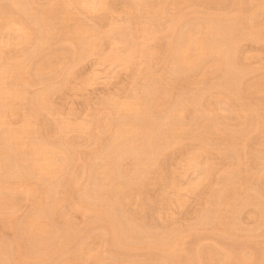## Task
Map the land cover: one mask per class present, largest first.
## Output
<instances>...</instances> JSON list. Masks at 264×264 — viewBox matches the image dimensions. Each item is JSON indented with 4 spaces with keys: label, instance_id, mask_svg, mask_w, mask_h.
<instances>
[{
    "label": "rangeland",
    "instance_id": "obj_1",
    "mask_svg": "<svg viewBox=\"0 0 264 264\" xmlns=\"http://www.w3.org/2000/svg\"><path fill=\"white\" fill-rule=\"evenodd\" d=\"M21 1H22L23 6H25L24 4H26V6H25L26 10H27L26 13H23L18 8L13 7L11 5L10 0H0V11L5 12L7 10L9 12V15H13L16 20H19L18 18H20L21 16L23 17V15L25 14L23 19L26 23L31 22V24L30 23H27V24L29 25V27H30V25H32L31 29H32V31L35 30V32H34L35 34H33L35 37L37 35H38L37 37H39V35L41 34L38 32V31H40V30H38V27H40V25L37 24L39 22L38 20L48 19L46 21L47 22L51 21L49 23V25H51V28H52V26L53 27L55 26L53 28L54 31H52V32H54L53 35L54 34L55 35L54 36L52 35L50 37L48 45H45L44 47L39 48L37 45L35 37H33L35 39L32 38V40L29 41L30 44L27 42L24 43V42H19V41L18 42L21 44H18V42L16 40H14V38H13V37H15L14 33L9 31L11 36L9 35L8 37H10L13 40V42L16 41V45L15 44H12V45L4 44L3 45V49L5 48L3 51L4 62L8 61L9 58L12 60V59H15L17 57H20V55L21 56L24 55V57L22 56V59H23L22 62L24 61L25 62V63H23L24 66L25 67L27 66V68L25 69V73L27 71V76L24 73L25 79L23 78L21 83L18 82L19 83L18 86L20 88L18 86H17L18 88L16 86H14L12 88H14L18 92L21 91V93H23V91H24L25 92L24 95L27 94L25 96L26 102L23 103L24 100L20 102L22 104L21 108L23 107L22 109H25V110H22L21 108L20 109L22 110L23 113H25V115L28 116V117L26 116L28 118V120L33 122L34 130L36 128V130L30 136V138L34 137V138H32L33 139L32 142H36V141L41 140V142L44 141L46 143L47 138H48L47 144H51L50 145L51 147H55V146H56V148L59 147V149L64 151V152L68 149V154H69V152H70V154L67 155V151L65 152L67 155L66 158H67L68 163L66 165L67 167L65 166L66 167L65 168L66 170L64 171L65 173L63 172L61 174L62 178H60V179H63V180H60V181L62 182V184L59 181V183L57 185H55L56 189L54 188V192L52 190V193L50 195L49 194L46 195V197H45L46 200H44L45 201L44 207L45 206L46 207L52 206V204H53L52 201L54 203L56 201H57L56 203H59L58 204L59 210L58 209L57 210H58V213L60 214V216L58 214L54 218L55 220L53 219L52 216L49 217V223H51V225H52L51 227L53 228L52 229L53 233L55 234L54 239H56V241H54V239L52 238L53 242L55 244L51 243L52 240H49L47 243L49 248H46L47 247L46 245H43L44 247L42 246L43 247L42 248L41 245H37V243L34 242L33 239L30 240L29 236H28L29 238H26L27 236L24 232V224L26 223L25 221H27L28 217L32 213L35 212L34 209H35V206L37 207L36 204H37L38 200L35 199L36 201L31 200V202H30L29 200H23L22 197H20L21 199L19 200V198H18L19 196H18L17 197L18 198L17 207L14 210V211H16V209H17V211L13 212V215H12L13 217L11 216L14 220H12L10 217V219L12 221L11 225H12L13 229L14 228L15 229L14 230L10 229L12 231L4 230V229L2 230V228H3L2 225L6 224V223H2V222H6V220L5 221L0 220V222L2 223V225L0 224V227H1L0 228V230H1L0 231L1 232L0 233V241H1L0 243L3 245H5L7 243L5 245V248L7 249V251H9L10 255L14 254V251H13L14 245L18 242L21 245V247H23L22 248L23 251L26 250V253H25V251L23 253L26 254V256L28 257V259L31 262L36 257L35 260L33 261L34 264L35 263L38 264L39 261H40V264H70L71 262H73L72 264H77V262H78V264H80V263L81 264H163V263L164 264H169V263L172 264L173 262H174V264H184L183 263L184 259H185L186 264H195L196 261H197L196 264H199V263H201V264H211V263L212 264H246L243 262L242 256L246 257V258H250V260H252L251 261L252 264L254 263V261H255V264H261V262L263 260L262 257L264 258V256H263V254H264V232L262 231V230H264V211H263L264 210V205H263L264 204V199H263V197H264V173H263L264 172L263 171L264 170V0H174V1L173 0H150L152 5H154V4L156 6L160 5L161 8L163 7L164 10L167 12L164 13L165 11H163V14L160 15V19L157 23L158 28L156 27L157 30L155 29V32L157 31L156 32V34H157L156 38L157 39H155L154 41H151V44L149 45V47H152V49L154 48V50L156 51V56H154V58L151 60L148 59V62H146L147 58H144L143 57L144 55L141 54L142 50H144L143 48L145 46V44H144L145 39H143L141 34H138V31L142 30V28H144V27H149L148 21H149V18L151 17V13H148V12H150V9H149V11H148V9H145V10H147L146 13H145V10L142 12H139V13L137 11L136 13H138V14H135V16L133 14L134 18H132L133 16H132L131 12L135 13L136 10L131 9L132 11H129V9H130L129 5L132 6L133 0H114V1L109 0L108 2H110L109 3V9L110 10L108 9V7H106V9L102 8L103 11H101L102 9L97 10V13H96V11H94L92 13L87 14L88 11L81 7V8L77 9L78 14H76L77 11H75V12L73 11L72 15L70 16V19L68 17H65L64 10H63L64 9V2L65 1L67 2L68 0H27V1L21 0ZM24 2H26V3H24ZM28 2L30 3V6H29V4H27ZM237 2H238V4H237ZM9 3H10V5H9ZM157 3H158V5H157ZM1 5H2V7H1ZM54 6H56V7H54ZM17 9H18V11H17ZM44 11H46V12H44ZM79 12L81 14H79ZM129 12H130L132 17L130 16ZM27 13H29V14H27ZM85 14H86V16H84ZM92 17H93V19H92ZM130 19H134V20L130 21ZM89 20H90V22H89ZM167 21H168V23H167ZM210 21L211 22L214 21L216 24L219 21V23H220V24H218L219 27H220L221 23H222V26L228 25V24L229 25H235V26H230L231 27L230 29H229V27L226 28L227 26L226 27L224 26V28L229 29V30H233L234 28H236V29H234L235 31L233 30V32H235L233 34L235 35L234 37H236V41L238 40L236 43L238 46V47H236V49H237L236 50V56L238 54V57L236 59L238 61H235L234 63H235V66L237 64H239L238 68L240 70H242L241 68H243V70H244V73L241 74L242 75L241 79L239 77L240 83L238 84V88L240 85H241L240 88L241 87L242 88L241 89L239 88L240 89L239 90L236 87L237 90L240 92L236 91L234 93V95L232 96L233 98H229L230 100H225L224 102L221 101V104H226L225 107L224 106L222 107V105L220 106L218 104V106H219L218 108H220V110L222 109V111H223V114H220V112H219V115H221V117L222 116L225 117V118L222 117L223 118L222 123H220L221 119L219 120V122H217L218 121L217 118L213 117V115L210 113L209 114H203V112L205 111L203 107L205 106V104H207V102L210 99H211V101L208 102V105L210 104V102L213 103L214 102L213 100L218 99V97L216 98L215 95L219 94L218 89L220 86H221V89H222V86H223V88L224 87L230 88V86H231L230 84L233 83V82H231V79H233V77L235 76V72H232V71L237 66L234 68H232L234 65L232 67H230L232 71L230 69H228L229 72H228V70H225L226 67L223 68L224 70L223 69L222 70H218V69L216 70V68L212 67L211 63H209L210 60H209V62H208V60H206V63H204L203 66H201L200 68L195 70L194 73H193V71H191V72L188 71V74H184L185 72H183V75H181L180 73L177 75V74L172 73L171 66H170V64L166 58V56H167L166 51L164 54V50L166 48L165 46L167 45V41H168V36L165 35V34H167L165 31H168L169 26L174 24V22H176L175 24H177L178 28L176 27L177 28L176 32L173 35H171V37L169 39V40L172 39L173 42H174V39L176 41L178 35L181 34L180 33L181 31H182V33L186 32L187 30L190 29V27L196 28L198 26H203V24L210 23ZM77 22H78V24H80V23L85 24L94 30L95 38L97 41L96 44L98 45V49L96 50L97 52L93 51L92 53L80 54V52H81L80 47L79 48L77 47L78 49H77V51H75L76 49H75L73 43H76V39H75L76 35L74 34V32H75L74 29L77 26ZM133 22L136 24H134ZM51 23H53V24H51ZM130 23H131V25H130ZM33 24H35V25H33ZM110 24H112V25H110ZM141 25L142 26L145 25V26L142 27ZM112 26L115 28V29L113 28L115 30V33L114 32L111 33ZM132 26H133V28L131 29L132 31H130V28ZM35 27H36V29H35ZM124 27L126 30L124 29ZM108 28H110V30ZM137 28L139 30H137ZM134 31H135V34L137 33L135 35L136 38L134 37L135 38L134 42L137 46L136 47L137 51L133 52L134 57L131 59L132 63L130 65V69L125 68V67H120V66L113 64L111 62L108 63L107 61H104V56L107 55L108 53L110 54L112 52L114 54L116 52H119V50L121 51V53H126V51L128 50V47L127 46L125 47L123 44L119 43V41H121L122 38H123V40H126L127 36H129V34H127V32L128 33L130 32V35H131V33ZM249 32H250V34H249ZM64 33H65V35H63ZM139 33H141V32L139 31ZM133 34L134 33H132V36H133ZM122 36H124V37H122ZM166 36H167V38H166ZM251 36H253V38ZM255 36H256V38H254ZM256 39H258V40H256ZM72 40H75V41L72 42ZM112 41L113 42L117 41L119 44L115 45V44H113ZM253 41H255V42H253ZM31 42H33V43H31ZM66 42H68V43H66ZM22 43H23V45H22ZM19 45H21V46H19ZM142 45H143V47H142ZM34 46L37 48L34 49ZM32 49H33V51H32ZM26 50H28V51L26 52ZM35 50H36V52H35ZM41 50H43V51H41ZM246 54H248V55H246ZM239 56H240V58H239ZM248 56H249L250 60H249ZM32 57H34V58H32ZM77 59L79 61H77ZM167 63H168V65H167ZM47 64L50 68L52 65V67H53L52 70H49L48 72L46 71L45 73L40 72L39 71L40 66H42V65L44 66ZM149 64H150V66H149ZM245 64H247V65H245ZM247 66L249 68H247ZM238 68H236V70H239ZM72 69H73L74 73L71 74L72 76L71 75L68 76L67 75L68 72ZM163 70H165V71H163ZM236 70L234 69V71H236ZM51 72H53V73H51ZM230 72L232 73V76L230 75L229 78H227L228 77L227 73H230ZM139 73L140 74L142 73V74L140 75ZM202 73H204V74H202ZM236 73H237L236 75L239 76L240 72L238 73V71H237ZM53 74H55V75H53ZM149 74H151V75H149ZM210 74H212V75H210ZM172 75H173V77H172ZM195 75H197V76H195ZM65 76L67 78L68 77L69 78L67 79ZM8 77L11 78L10 76H8ZM8 77L5 79V83L7 81L9 83L7 82L6 85H8V86L12 85L13 86V84H10V82L12 83L13 81H11V79L9 81ZM136 77H138V78H136ZM165 78H166V80H165ZM186 78L191 80V81L187 80ZM216 79H218V80H216ZM12 80H13V78H12ZM44 80H46V81H44ZM180 81H182V82H180ZM223 81H225V82H223ZM51 82H53V83H51ZM185 82H186V85H185ZM202 82L204 83V85ZM48 83H50V84H48ZM152 83H154V84L152 85ZM199 83L202 85H200ZM223 83H224V85H221ZM15 84H17V82L16 83L14 82V85ZM60 84H65L66 86H64V85L59 86ZM51 85H52V87H50ZM233 85H234V83L232 84V86ZM23 86L25 89L23 88ZM54 86H55V88H58L57 86H59V88L54 89ZM169 86L170 87L172 86L171 87L172 91H169L170 96L166 98V100L168 99L167 102L169 101L168 103H166L168 106L171 104L172 106L170 105V107H174V105L177 104V102L175 100H179V102L184 101V100L189 101L190 99H194V96H198L196 98H201V99L204 98V100H202L204 105L202 106V108L197 109L196 110L197 113H195V114L193 113V112H195L194 111L195 109L191 108V109H189L190 111L188 110L189 112H191V110H192V112L191 113L188 112V114H186L184 119L182 120V127L184 128V130L182 132H177L175 134V138H177V139H175L174 142L172 143V146H171L172 148L170 147L169 149L162 150L165 152V153L163 152L160 154V155H162V157L160 155H159V157H157V156L151 157L150 155H147L145 157V158H147L145 160L146 161L148 160V162L151 161V158L153 160V158L157 157L156 158L157 162L154 161L155 160L154 159L153 161L155 163L153 162V165H152V162H150L149 163L150 165H149L148 162L146 163V161H145L147 170L149 171L151 168V170H150L151 172L150 171L147 172V170H146V172L148 173V174H146L147 176L144 174L146 179H145L144 175L140 177L141 180L138 177L139 175L136 176L137 178H139L140 181L137 180V178H135V176L132 178H129V180L127 179L128 175H129V177H131L130 175H132L134 172L131 170H132V166H134L133 164L135 163V161H133V159H131V158H129V159L126 158L125 159L126 161L121 160L120 161L121 163L120 162H119L120 164L118 163L119 164L118 168L117 169L115 168L116 178L118 176H120V178L124 177V178H122L123 182L122 181L119 182L121 186L119 185L118 182H116L120 179H118V180L116 179V181H115L116 183H118V184L115 183L117 188L120 186L121 189L117 190V189H114V188H116V186L115 187L112 186V188L110 187L107 190L104 188L102 190L104 192L102 193V191H99L101 189L99 187V182H101V178L99 175L96 176L97 174L95 173V170H94L95 165L92 164L91 160H93V163H94V159L97 156L96 155L94 157V155L98 154L97 157H99L100 156L99 153L101 154L104 152L105 148L109 144L107 146H105V145L107 143H109L110 140H112V138L114 136L113 134L115 133L117 128L119 126H121V124L131 122L132 125L137 126L135 124V122H136L139 125L137 127L143 128V126H145L149 121H152V120L155 121L157 119L155 121V124H157V122L160 121V122H158L159 128L163 126V129L162 128H160V129L163 130V132L165 131L164 133H167V131H168L165 127L166 126L164 124L165 122L163 120H161L163 116L165 117L164 113L167 112L166 110L164 111L165 108L164 109H162V108H156V109L150 108L149 111H148V109L146 110L147 112L144 111V113L146 112L147 114L146 113L144 114L142 109H141L138 112L134 113V115H136L135 116L136 118L134 119L133 114H129V113H125V112L120 113V111H116V109H114L115 108L114 106H116L117 103L120 104L122 102H125L126 100L131 98L133 96V94H134V96H139V94H140V97L144 100L146 98L147 99L152 98L153 96L156 97L157 94L159 95V94L163 93V95H164V93H166V91L168 90ZM48 87L50 88L51 92L47 90V89H49ZM229 88H227V89H229ZM233 88H232V90H233ZM14 89H12V90L14 92H16ZM21 89H24V90H21ZM185 89H186V91H184ZM52 90H54V91H52ZM125 91H127V92H125ZM131 91H132V93H131ZM44 92H46V93H44ZM41 93H42V95H44V94L47 95L46 96L47 100H48L47 101V107H49V109H46L47 107H45L44 108L45 110H42L43 109L42 108L41 110L37 111V108L35 107V105H36L35 97H33V96H36V95L38 96L39 94L41 95ZM149 94H151L152 96L151 95L148 96ZM158 95L156 98H160ZM163 95H160V96L162 97ZM181 96H183L184 99H182ZM188 96H189V98L190 97L191 98L189 99ZM246 96H247V98H246ZM31 97L34 100H32ZM144 97H146V98H144ZM212 98H213V100H212ZM214 98H216V99H214ZM235 99H236V101H235ZM244 99H245V101L246 100L247 101L245 102ZM32 101H33V103H32ZM227 101H228V103H227ZM49 102H50V104H49ZM110 102H112V103H110ZM172 102L174 105L172 104ZM175 102H176V104H175ZM20 103H18V105H21ZM108 103H110V104H108ZM114 103H116V104H114ZM27 104L29 105V107L31 106L32 108H29ZM113 104H114V106H113ZM255 105H256V107H254ZM33 106H34V108H36V111L34 109L35 113H33V110H32ZM58 107H60V108L58 109ZM26 108H27V110H26ZM20 109H19V111H20ZM166 109H167V107H166ZM26 111H28L30 113H28ZM41 111H46V113L41 112ZM22 112H21V114H22ZM117 112H119V113H117ZM149 112L151 113V115L148 114ZM199 112H201L200 114L204 115V116H201L199 114ZM32 114H33V116H32ZM137 115H138V117H137ZM192 115L194 117L198 116L199 119L196 120ZM92 116H94V117H92ZM152 116L154 117V119L152 118ZM226 116L228 117V119ZM17 117H18V120H17ZM17 117L16 116H15V118L12 117L13 119L10 118V121L13 124L12 125L13 127H15L14 125H17V127L20 126L22 123V120L24 119L22 117V115L17 116ZM147 117H149V118H147ZM159 117H160V120H159ZM164 117H163V119H164ZM202 117H203V119H201ZM212 117H213V119H212ZM130 118H131V120H130ZM209 119L213 120V121L210 122ZM97 120L99 122H97ZM105 121H107V122L103 123ZM113 121H114V123H113ZM189 121H191V123ZM61 122H65V123L67 122V124H71L72 126H70V127L73 129V131L70 129V130L65 131L66 133L64 132V134H61L63 137L61 135H59L60 133H58L59 132L58 131L59 130L58 124ZM80 122L83 124L85 122H87L88 125H89V123L92 122L91 124L95 123L94 126H96V124H98V125L101 124V125H99V126L97 125L96 126L97 128L92 126V125L91 126L89 125L90 127L93 128V132H92L90 127L88 128L87 125L83 126L87 130V133H86L82 129H81L82 131H80V130H77V128L76 129L74 128V125H76L77 123H79L77 125L80 126L81 125ZM144 122L146 124L140 125L141 123L143 124ZM161 122H164V123L161 124ZM193 122H194V124H193ZM73 123H74V125H73ZM187 123H189V124H187ZM213 123L220 124V126L222 124V127H219V130L221 128L223 133L220 130V131H217L216 134H214L215 132L210 133L208 139H206V140L203 139V137L201 138L200 136H202V135H201L200 127L203 125H207V124H208V126H210V125H213ZM223 123H225V124H223ZM77 125L75 127H77ZM196 125H199V127H197ZM188 126H189V129L188 128L186 129L188 131H185V128ZM232 126L233 127L235 126V127L233 128ZM190 127H192V129H190ZM195 127L197 128L196 130H195ZM87 128L90 130H88ZM115 128H116V130H115ZM42 129H43V131H42ZM74 129L76 131H74ZM160 129H159L158 133L161 131ZM164 129H166V130H164ZM192 130H193V132L191 133ZM97 131H98V133L99 132L101 133V135L99 137L96 136ZM112 132H114V133L112 134ZM84 133H86V134L84 135ZM93 133H96V134H93ZM161 133H162V131H161ZM177 134H178V136H177ZM232 134H233V136H232ZM93 135L96 136L95 138L98 141H96V139H94ZM111 135H113V136H111ZM165 135L166 134L159 135V138H160V136L165 137ZM219 135H221L222 138L224 136L225 139L220 140L221 136H219ZM46 136H48V137H46ZM92 136H93V138H92ZM110 136H111V138H110ZM196 136H197V138H196ZM35 137L37 140L35 139ZM107 137H109V138H107ZM68 138H69V140H68ZM63 139H65V140L63 141ZM178 139H179V141H178ZM74 140H76V141H74ZM207 140H209L208 143H206ZM226 140H228V141H226ZM105 142H107V143L105 144ZM78 143L79 144L81 143V144L79 145ZM202 143L203 144L206 143L209 145V146H206L204 144L205 147H208L210 149V150H208V148H207V150L210 151L211 153L210 152L205 153L206 155L205 154L204 155L198 154L199 156H201V158L199 156H197L200 159V161H198V164H197L196 162H197L198 158L197 157L192 158L193 155H192L191 151L192 152L193 151H199L200 148L204 147V145ZM53 144H55V145H53ZM99 144H101V145H99ZM198 146H201V147H198ZM212 146H214L213 147L214 149H211ZM65 148H67V149H65ZM195 148H197V149H195ZM98 149H99V151H98ZM212 150H214V151H212ZM224 150H226V151H224ZM92 151H94L93 153H95V154H92L91 153ZM240 151H241V153H240ZM250 151L252 153H250ZM221 153H223V154H221ZM82 154H83L84 159H82V157H81ZM224 154H226V156ZM71 156L73 157L74 161L72 160ZM79 156L81 159L79 158ZM91 156L94 157V159H92ZM187 156H189L190 158ZM11 158H9L10 162L15 160V159H13V158H15L14 156ZM87 158H90V159H87ZM190 159L191 160L196 159V161L194 162L195 163L194 167L190 168L191 170H189L188 169L189 167H187V166H189L188 164L191 162ZM219 159H220V161H219ZM131 160L133 161V163L131 162ZM159 160L161 163L159 162ZM78 161L81 162V164H79ZM88 161H89V164L87 165ZM77 162H78V166L81 165V167L79 166L80 168L77 167V165H76ZM83 162H84V164H83ZM97 162L95 161V163H97ZM218 162H220V164ZM237 162H240V163L242 162V164H240V165H243V166H240L241 170L239 169L240 171H237V173L235 174L234 181H233V179H230V183L232 186L230 185L229 188H227L230 192H228L227 189H226L227 192H225L226 190L221 189L222 185H224L223 183H224V180H226V176L229 177L231 175L230 174L231 168H233L232 166H235V163H237ZM70 163H72V165H70ZM90 163L92 164V166H90L91 165ZM156 163H157V166H156ZM207 163H208V165L211 164L212 172L210 174V177L207 180L200 181L202 179V172L204 170L205 164H207ZM82 164L84 166H82ZM121 164H122V166H120ZM75 165H76V167H75ZM125 165H127V166H125ZM148 165L150 166V168H148ZM185 165H187V166H185ZM196 165H198V166H196ZM86 166H88V167L85 169ZM152 166L154 169L152 168ZM90 167H91V171L89 170ZM121 167H123V168H121ZM250 167L253 170L250 169ZM73 168H75V170ZM133 168L136 169V164H135V167H133ZM156 168H158V169H156ZM84 170L88 172V173L86 172L87 173L86 175H85V172H83ZM122 170L124 171V173H122ZM159 170H161V172ZM73 171L75 174L73 173ZM117 171H121V172L118 174ZM222 171H223V173H222ZM246 171H247V173H246ZM126 173H127V175H126ZM165 173H167V174H165ZM72 174H74L75 176ZM70 175H72L73 177H71ZM94 175L96 176V178H94L95 177ZM165 175H167L166 178H165ZM221 175H223V177ZM76 176H77V178H76ZM88 176H90L89 177L90 180L87 179ZM173 176H174V179H173ZM74 177H75V179H74ZM72 178H73V180H72ZM99 178H100V181H99ZM143 178L146 181L143 180ZM95 179L98 180L96 182V184L98 185L97 186L98 190L95 188L96 184L93 183ZM124 179H126L128 182L125 181ZM32 180H31V184L34 188H36V186L38 188L41 186L39 189L44 188L42 190L43 193L47 192L48 191L47 189H49V187H51V185H50L51 183L49 181L44 183L46 185H43L42 181L40 182L39 180L34 179V178ZM171 180H173L174 183H176L175 185L177 187H175V188H177V189H175L174 187H168L167 184L169 182H171ZM222 180H223V183H222ZM71 181L73 182V184ZM134 181H136L137 186H136V183ZM165 181H166V185L163 184V183H165ZM68 182H70V183L67 184ZM197 182L199 183V185H197V188L194 189L195 191L194 190L190 191L188 187H190V185L192 183H194L193 185L198 184ZM220 182L222 183V185L220 184ZM41 183L43 186L40 185ZM74 183H76V184H74ZM86 183L89 185V187ZM147 183H149V184L152 183V185H149ZM161 183H162V185H161ZM93 184H94V187H93ZM242 184H243V186H242ZM48 185H49V187H48ZM84 185H86V188H89V189L87 190L84 187ZM217 185H219L220 187ZM46 186H47V188H46ZM130 186H132V187H130ZM251 186L253 189L251 188ZM134 187L135 188L137 187V189H135ZM145 187H147V188L144 189ZM138 188L140 190H142V193L140 192V190ZM246 188H247V190H246ZM110 189L113 192H111ZM162 189L164 191H162ZM251 189H252V191H251ZM66 190H67V192H66ZM85 190H87L88 193H86ZM121 190H123V191H121ZM128 190H129V192H127ZM130 190H131V192L139 193L138 194L139 197L142 195H144V197L142 196V198L138 197L136 199H132V201L135 202V203H133L132 201H130L133 203L132 206H131V203L125 205L124 202H123L124 207L121 206L120 204L118 206L117 200L119 199V201H120V199H122L124 194L130 193ZM178 190H179V192H178ZM218 190H222L221 191L222 193ZM234 190H235V192L233 193ZM78 191H79V193H78ZM92 191H95L96 194L92 193ZM108 191H109V193H108ZM165 191H166V193H165ZM89 192H91V193H89ZM98 192H100V193H98ZM115 192H116V194H115ZM253 192H254V194H253ZM261 192H263V193H261ZM71 193H72L71 199L75 198L77 201H79L78 199L80 198V201H81L84 198L83 200L87 201L88 202V203L86 202L87 204L92 203L91 205L92 206L94 205L93 207H95V205H96L95 208H97V210L100 206H101V208L96 213L92 212L91 214H89L90 212H88V213L84 214L82 212V214H81V212L80 213L78 212V214H77V212H76L74 214L70 211V208H67L69 206V205H67V203H65V204L61 203L62 199H66V198L70 199ZM81 193L85 194L82 197V199L80 196H82L83 194H81ZM110 193L111 194L114 193V195L112 194L113 195L112 196ZM225 193H226V195L230 193L228 195V197L229 196H230V198L233 197L232 201L233 200L237 201L235 203L233 201L234 206L231 204V207H230V209H232V207H233L232 211L234 214L232 213V211L230 209L229 210L226 209V211H229V215L227 212H226V214L224 213L225 211L223 209H225V206L227 205L226 202L231 201V200H229L230 198L223 199L224 197H226V195H224ZM40 194H41V190H40ZM93 194L96 196V198L93 197L94 196ZM107 194L108 195L110 194V196L107 197ZM175 194H177V195H175ZM179 194L183 198H180L178 200V202H180V200L182 199L180 203L185 202L186 204L185 203L184 204L183 203L182 204L177 203V199H178V197H180ZM17 195H19V194H17ZM42 195H43L42 197H44V194H42ZM211 195L215 198V199L214 198L212 199L213 201L210 200L212 198ZM217 195H220V196L217 198ZM87 196H89L90 200H87L88 199ZM167 196H168V200H167ZM260 196L263 200L261 198L259 199ZM15 197H16V194L12 196V198L16 199ZM101 197H103V200ZM110 197L111 198L113 197V199L112 200L109 199ZM115 197L116 198L118 197V199H116ZM250 197H251V199H250ZM253 197H255L256 201ZM144 198L146 199V201H144L145 200ZM51 199H53V200H51ZM92 199H94V200H92ZM107 199H109V200H107ZM114 199L116 201L115 203H117V204H114V201H113ZM220 199H223V200L221 201ZM249 199H250V203H249ZM253 199H254V202H257L260 204L259 208H257V206H259V204H253L254 203L252 201ZM106 200H107V202H105ZM110 200H111V203H110ZM137 200H138V202H137ZM174 200H175V202H174ZM259 200H261V201H259ZM103 201H104V203H103ZM166 201H168L167 203H170V204L165 203ZM199 201H201V202H199ZM209 201H212V202L209 203ZM214 201H215V203H213ZM217 201H220V202L218 203ZM232 201H231V203H232ZM242 201H244V202H242ZM245 201H246V203L248 201L247 206H246ZM136 202H137V204H136ZM241 202H242V204H241ZM140 204H142V205H140ZM223 204L224 205L226 204V205L223 207ZM116 205H117V207H116ZM128 205H130V206H128ZM168 205H171V207ZM236 205H238V207H236ZM241 205H243V206L241 207ZM261 205H262V207H261ZM108 206H110V207L112 206L111 210H110V207H108ZM138 206L139 207L141 206V208H139ZM166 206H168V207H166ZM181 206H183V207H181ZM120 207L124 208L123 211H121L122 208H120ZM125 207L127 209H125ZM135 207H136V210H135ZM143 207H145V211H144ZM203 208H207L206 209V210H208L206 212L207 214L205 213L206 210ZM64 209H66V210L68 209V211L65 212ZM101 209H102V211H101ZM106 209H108L110 211H108ZM115 209H117V212ZM129 209H130V211H128ZM213 209H215V210L221 209L219 211L220 215L218 214V218L214 215L215 210H213ZM243 209H244V211H243ZM62 211L64 212V215H63V213H61ZM111 211H112V213H111ZM118 211L120 214L118 213ZM201 211H202V214L200 213ZM235 211L238 213H236ZM98 212H99V214L97 215ZM108 212L112 216H110ZM124 212H127L130 215L127 216L128 214L125 215L126 213H124ZM261 212H263V213H261ZM106 213L109 216H107ZM132 213L135 215V217H133V218H131L133 216ZM208 213L210 214V216H206V215H208ZM221 213L224 215H228V216H224ZM2 214H3V216H1V217L5 218L6 214L4 216L3 211L0 215H2ZM118 214H119V216H118ZM144 214H146V215L144 216ZM231 214H233L232 215L233 217L231 216ZM261 214L263 215V217ZM61 215H63V217H61ZM121 215L127 216L128 219H129V217L132 220L134 219V222L131 223V225L132 224H134V225L130 226V227L126 226L128 223L127 218L124 216L121 217ZM151 215H152V217L150 218ZM200 215L201 216L204 215L205 217L202 216L204 219L202 217L199 218ZM221 215H222V220H221L222 222L219 221L221 218ZM14 216H15V218H14ZM101 216H102V218H101ZM1 217H0V219H2ZM65 217H66V219L64 220ZM112 217L113 218L115 217L116 219L115 218L113 219ZM213 217L214 218L216 217V219H214ZM224 217L225 218L229 217L228 218L229 220L228 219L225 220ZM121 218L123 220H119V221L117 220V219H121ZM162 218H163V220H162ZM212 218H213V220H212ZM50 219L52 220V222H55L54 226H53V223L51 222ZM136 219H137V223H138L137 226L135 225ZM140 219L142 220V222ZM208 219H210V220H208ZM234 219H236V221ZM111 220H114V221H111ZM147 220H148L149 224L147 223ZM259 220H261V221H259ZM120 221H122L123 223H120ZM125 222H127V223H125ZM228 222H229V224H228ZM139 223L141 224V226L143 224L146 225L144 228L146 230L143 229V227H144V225H143V227L140 226L143 229V231L140 232V229H138L139 231H137V227H138ZM205 223H207V224H205ZM55 224H56V226H55ZM116 224H118V225H116ZM226 224H228V225H226ZM102 225H104V226H102ZM21 227H22V229H21ZM74 227H75V229H74ZM107 227H109V228H107ZM113 227H115V230H117V236H118V233H120V231H121V233L123 232L122 227H125L126 229H128V231L132 230L131 227H133L132 232H129L130 234L125 229V231L127 233L125 235L128 237L131 235L130 237H134V238L130 239V237L129 238L126 237L127 239H129L127 244L125 243L126 246H124V247L115 246L114 247L115 244L111 241H113V235H114V233H116V231H114ZM134 227H136V228H134ZM148 227L150 230H147ZM167 229H169V230H167ZM171 229H172V231L174 229V232L177 233L178 236L176 234H174L172 231H170ZM106 230H108L109 232H107ZM178 230H180V231H178ZM182 230H183V232H182ZM235 230H236V232H235ZM242 230L244 231V233ZM2 231H6V232H2ZM57 231H59V234L57 233ZM147 231H149V233ZM253 231H256V232H253ZM65 232L68 234H66ZM75 232H77V233H75ZM165 232H169L173 236L171 239V235L167 233L168 238L170 237L169 239L171 240V241H169V239H168V241L170 242L169 244H168V242H166L169 245L168 247H163V245L167 246V244L158 241L159 238L163 239V237L166 234ZM257 232H258V234H257ZM60 233H62V235H60ZM121 233L119 234L120 240H122V236H121L122 234ZM163 233H164V235H163ZM228 233H229V235H228ZM64 234H66V235H64ZM69 234H70V236L73 235V236H71L72 238L69 236ZM82 234H83V237H82ZM133 234L136 236H134ZM183 234H187V235L185 236ZM56 235H59L61 237V239L58 238V236L56 238ZM103 235H105V236H103ZM138 235H140V237H138L139 239L137 238ZM182 235H183V237H182ZM181 237L183 239H181ZM147 238L149 240H147ZM108 239H109V241H108ZM135 239H136V241H134ZM8 240H10V241H8ZM57 240L60 242H58ZM73 240H75V241H73ZM137 240H139V241H137ZM71 241H73V242L71 243ZM145 241L147 243L150 241V242L155 243V244H156V242H158V244L162 243V245L160 244L159 246H155V248L154 249L152 248V250H151V247L148 246L150 243L144 244ZM121 242L124 243L126 241L123 239ZM137 242H138V244H137ZM30 243L31 244L36 243V244L31 245ZM67 243H70V244L68 245ZM139 243L140 244L142 243V244L140 245ZM179 243H181V245ZM51 244L54 245L53 248H52V246L50 247ZM63 244H66V246L65 245L63 246ZM130 244H131V246H130ZM136 244H137V246H136ZM35 245L38 246L37 248H40V249L42 248V251H40V249L34 248ZM127 245H128V249H127ZM134 245H135V247H134ZM58 246L61 248H59ZM160 246H162L163 248H161ZM179 246H181V247H179ZM117 247H118V249H117ZM192 247H193V249H192ZM9 248L12 250H9ZM44 248H46V250H43ZM55 248L56 249L58 248L59 250L58 249L56 250ZM114 248H115V250H114ZM132 248L134 250H132ZM136 248H137V250H136ZM156 248H157V250H156ZM174 248L179 251L178 256L174 255L175 254V253H173ZM47 249H49V250H47ZM129 249H131V250H129ZM53 250L57 251V253L55 251L53 252ZM80 250H81V252H80ZM105 250L107 251V253ZM126 250H128V251H126ZM45 251H47L48 253ZM156 251L158 254L156 253ZM164 251H166V253H164V254H166V255L168 254L167 256H169V257L173 254V257L171 256L172 259L165 256L163 254ZM52 252H53V254H51ZM108 252H110V253H108ZM191 252H193V253H191ZM224 252H225V254H223ZM262 252H263V254H262ZM37 253H39V254L41 253L40 255L38 254V258L36 256ZM45 253H46V255H45ZM120 253H122V254H120ZM198 253H199V257H198ZM226 253L230 254V255H228L229 258L227 257ZM232 253H234V254H232ZM249 254H250V256H249ZM88 255H90L91 258H90V256L88 258ZM93 255H97L94 257H97L99 260L97 259L98 260L97 261L96 258L93 259V257H92ZM111 255H113V256H111ZM202 255H204L203 256L204 258L202 257ZM208 255H210L209 256L210 258L208 257ZM174 256H175V258H174ZM13 257L14 256L12 255L11 256V259H12L11 262H13ZM39 257H42V258H39ZM46 257H49V258H46ZM176 258H177V260H175ZM181 258H182V260H181ZM198 258H200V259L198 260ZM192 259H195V260H193V262H192ZM203 259H205V260L202 261ZM37 260H39V261H37ZM45 260H46V263H45ZM163 260H165V261H163ZM178 260H179V263H177ZM30 261H28V263H31ZM116 261H118V262H116ZM188 262H190V263H188ZM232 262H234V263H232ZM28 263H25V264H28Z\"/></svg>",
    "mask_w": 264,
    "mask_h": 264
},
{
    "label": "bare ground",
    "instance_id": "obj_2",
    "mask_svg": "<svg viewBox=\"0 0 264 264\" xmlns=\"http://www.w3.org/2000/svg\"><path fill=\"white\" fill-rule=\"evenodd\" d=\"M11 1V5L13 6V7H15V8H18L20 11H22L23 13H26L27 12V10H26V4H24L25 6H23V4H22V1L21 0H10ZM24 1V0H23ZM25 1H27V0H25ZM109 0H68L67 2L65 1L64 2V15H65V17H68L69 19H70V16L72 15V13H73V11L75 12V11H77L76 12V14H78V8H83V9H85V10H87L88 12H87V14L88 13H92V12H94V11H96V13H97V10H100V9H106V7H108V9H109V3L110 2H108ZM114 1V0H113ZM174 1V0H173ZM117 2V1H116ZM128 2V1H127ZM133 2V4H132V6L131 5H129L130 6V9H129V11H132V10H136L135 11V13H133V12H131V14H132V16H133V14H134V16H135V14H138L139 12H142V11H144L145 9H148V11H149V9H150V12H148V13H151V17L149 18V21H148V26L149 27H144V28H142L143 26H145V25H141L142 27V30H139L138 28H137V30H139L141 33H139V31H138V34H141L142 35V37H143V39H145V42H144V44H145V46H144V50H142V52H141V54L142 55H144L143 57L144 58H147V60H146V62H148V59L149 60H151V59H153L154 58V56H156V51L154 50V48L152 49V47H149V45L151 44V41H154L155 39H157L156 38V32H155V29L157 30V23H158V21H159V19H160V15H162L163 14V11H165L164 10V8L162 7L161 8V6L159 5V6H156L154 3V5H152V3H151V1L150 0H133L132 1ZM153 2V1H152ZM252 2V1H251ZM24 3H26V2H24ZM60 3V2H59ZM112 3V2H111ZM119 3V2H118ZM177 3V2H176ZM27 4H29V6H30V3L28 2ZM161 4V3H160ZM218 4V3H217ZM235 4V3H234ZM237 4H238V2H237ZM9 5H10V3H9ZM55 5V4H54ZM157 5H158V3H157ZM4 6V5H3ZM8 6V5H7ZM128 6V7H129ZM1 7H2V5H1ZM54 7H56V6H54ZM59 7V6H58ZM222 7V6H221ZM14 8V9H15ZM242 8V7H241ZM4 9V8H3ZM18 9H17V11H18ZM103 9L101 10V11H103ZM132 9V10H131ZM224 9V8H223ZM239 9V8H238ZM110 10V9H109ZM234 10V9H233ZM7 11V10H6ZM1 12L0 11V214L2 213V211L4 212V216H5V214H6V217L4 218V217H1V216H3V214L2 215H0V217L2 218V219H0L1 221L2 220H6V222H2V223H6V224H4V225H2V223L0 222V224L2 225V230L4 229V230H8V231H12V230H14L13 229V227H12V221H11V219L12 220H14L12 217V215H13V212H16L17 211V209H16V211H14L15 210V208L17 207V200H18V198H19V200L21 199L20 197H22L23 198V200H29L30 202H31V200H34V201H36L35 199H37L38 201H37V207L35 206V212L34 213H32L29 217H28V219H27V221H25L26 223L24 224V232H25V234H26V238H29L30 237V240H34V242H36L37 243V245H41V247L43 246V245H46L47 247L46 248H49L48 247V245H47V243H48V241L49 240H52V242L51 243H53V244H55L54 242H53V239H54V237H55V234L53 233V228L51 227L52 225H51V223H49V217L50 216H52L53 217V219L59 214L58 213V204L59 203H54L53 201H52V206H50V207H44V204H45V201L44 200H46L45 199V197H46V195H50L51 193H52V190H53V192H54V188H55V185H57L58 183H59V181L60 180H63V179H60V178H62V176H61V174L66 170L65 168L67 167L66 165H67V158H66V156L67 155H69L70 154V152H69V154H68V149L67 148H65V149H67L66 151H67V155H66V151L64 152V151H62V150H60L59 149V147L58 148H56V146L55 147H51L50 145L51 144H47V141H48V138H47V141H46V143L43 141V142H41V140H39V141H36L37 139H36V137H35V141L36 142H32V138H34V137H32V138H30V136L33 134V132L36 130V128H35V130H34V128H33V122L32 121H30V120H28V116L27 115H25V113H23L22 112V110H25V109H22L21 108V106H22V104L20 103L21 101H23V103H25L26 102V98H25V96L27 95H24L25 94V92L23 91V93H21V91L20 92H18V91H16L14 88H12V87H14V86H18V82H22V80H23V78L25 79V76H24V73H25V69L27 68V66L25 67L24 66V64L23 63H25L24 61L22 62V56L24 57V55H20V57H17V58H15V59H8V61H6V62H4V54H3V51H4V49H3V45L4 44H7V45H12V44H15L16 45V41L18 42H24V43H29V41L30 40H32V38L33 37H35L33 34H35L34 32H35V30L34 31H32V29H31V27H32V25H30V27H29V25L27 24V23H30L31 24V22H25L24 21V15H23V17L21 16L20 18H18L19 20H16L15 18H14V16L13 15H9V12L7 11V12ZM58 11V10H57ZM84 11V10H83ZM138 11V13H136ZM146 11L147 10H145V13H146ZM240 11V10H239ZM247 11V10H246ZM15 12V11H14ZM44 12H46V11H44ZM81 12V11H80ZM79 12V14H81ZM167 11H165L164 13H166ZM226 12V11H225ZM13 13V12H12ZM53 13V12H52ZM86 13V12H85ZM100 13V12H99ZM27 14H29V13H27ZM75 14V13H74ZM129 14H130V12H129ZM131 14H130V16H131ZM38 15V14H37ZM41 15V14H40ZM140 15V14H139ZM142 15V14H141ZM166 15V14H165ZM164 15V16H165ZM169 15V14H168ZM234 15V14H233ZM28 16V15H27ZM84 16H86V14L84 15ZM91 16V15H90ZM102 16V15H101ZM131 16V17H132ZM134 16L132 17V18H134ZM221 16V15H220ZM228 16V15H227ZM30 17V16H29ZM44 17V16H43ZM74 17V16H73ZM129 17V16H128ZM130 17V18H131ZM226 17V16H225ZM138 18V17H137ZM176 18V17H175ZM179 18V17H178ZM207 18V17H206ZM34 19V18H33ZM38 19V18H37ZM92 19H93V17H92ZM197 19V18H196ZM217 19V18H216ZM245 19V18H244ZM46 20H48V19H46ZM46 20H44V19H41V20H38L37 22V24H39L40 25V27H38V30H40V31H38L39 33H41L40 35H39V37H35L36 38V42H37V45H38V47L39 48H42V47H44L45 45H48V43H49V40H50V37L53 35V33L54 32H52V31H54V27L52 26V28H51V25H49V23L51 22H47ZM50 20V19H49ZM104 20V19H103ZM115 20V19H114ZM132 20H134V19H130V21H132ZM142 20V19H141ZM190 20V19H189ZM233 20V19H232ZM34 21V20H33ZM36 21V20H35ZM59 21V20H58ZM64 21V20H63ZM113 21V20H112ZM136 21V20H135ZM144 21V20H143ZM203 21V20H202ZM215 21V20H214ZM214 21H210V23H205V24H203V26H198V27H196V28H192V27H190V29L189 30H187L186 32H183L182 33V31L180 32L181 34L180 35H178V37H177V39H176V41H175V39H174V42L172 41V39L171 40H169L170 39V37H171V35H173L175 32H176V29L178 28L177 27V24H175L176 22H174V24H172V25H170L169 26V29H168V31H165L167 34H165V35H167L168 36V41H167V45L164 47L165 48V50H164V54H165V51H166V54H167V56H166V58H167V60H168V62H169V64H170V66H171V70H172V73L173 74H181V75H183V72H185L184 74H188V71H193V73H194V71L195 70H197L198 68H200L201 66H203L204 65V63H206V60H208V62H209V60H210V62L209 63H211V66L212 67H215L216 68V70L218 69V70H222L224 67H226L225 68V70H228V69H230L231 70V68L230 67H232L233 65V67L232 68H234V67H236V68H238L239 67V64H237L236 66H235V61H238L236 58L238 57V54H237V56H236V47H238L237 46V41H236V37H234L235 35L233 34V33H235V32H233V30L234 29H236V28H234L233 30H229L231 27L230 26H235V25H223L222 26V23H221V25H220V27H219V25L218 24H220L219 23V21L217 22V24L214 22ZM221 21V20H220ZM234 21V20H233ZM89 22H90V20H89ZM102 22V21H101ZM125 22V21H124ZM192 22V21H191ZM226 22V21H225ZM250 22V21H249ZM253 22V21H252ZM33 23V22H32ZM132 23V22H131ZM131 23H130V25H131ZM134 23V22H133ZM167 23H168V21H167ZM246 23V22H245ZM36 24V23H35ZM35 24H33V25H35ZM51 24H53V23H51ZM134 24H136V23H134ZM138 24V23H137ZM224 24V23H223ZM247 24V23H246ZM38 25V26H39ZM110 25H112V24H110ZM119 25V24H118ZM63 26V25H62ZM137 26V25H136ZM160 26V25H159ZM194 26V25H193ZM222 26V27H221ZM224 26L226 27V28H228L229 27V29H226V28H224ZM242 26V25H241ZM240 26V27H241ZM253 26V25H252ZM116 27V26H115ZM138 27V26H137ZM157 27V28H156ZM177 27V28H176ZM186 27V26H185ZM40 28V29H39ZM60 28V27H59ZM114 27L112 26V28H111V33L112 32H114L115 33V28L113 29ZM122 28V27H121ZM133 28V26L130 28V31H132L131 29ZM166 28V27H165ZM168 28V27H167ZM233 28V27H232ZM254 28V27H253ZM34 29V28H33ZM35 29H36V27H35ZM62 29V28H61ZM109 30H110V28H108ZM117 29V28H116ZM124 29H125V27H124ZM182 29V28H181ZM186 29V28H185ZM242 29V28H241ZM120 30V29H119ZM126 30V29H125ZM183 30V29H182ZM9 31H11V32H13L14 33V36L15 37H13L14 38V40H16V41H14L13 42V40L10 38V37H8L9 35H10V33H9ZM74 34L76 35V43H73V45H74V47H75V51H77V49L80 47V54H83V53H85V54H87V53H92L93 51H96L97 49H98V45L96 44L97 43V41H96V38H95V32H94V30L93 29H91V27H89V26H87V25H85V24H78V22H77V26L75 27V29H74ZM161 31V30H160ZM235 31V30H234ZM33 32V33H32ZM109 32V31H108ZM240 32V31H239ZM255 32V31H254ZM12 33V34H13ZM126 33V32H125ZM132 33H134L133 34V36H132ZM131 33V35H130V32L128 33L127 32V34H129V36H127V39L126 40H123V38L122 37H124V36H122L121 38V41H119V43H121V44H123L125 47L127 46L128 47V50L126 51V53H121V51L119 50V52H116V53H108L107 55H105L104 56V61H107L108 63L109 62H111V63H113V64H116V65H118V66H120V67H125V68H129L130 69V65H131V63H132V58L134 57V55H133V52L134 51H137L136 50V44H135V35L137 34H135V31L134 32H132ZM8 34V35H7ZM38 34V33H37ZM239 34V33H238ZM249 34H250V32H249ZM261 34V33H260ZM55 35V34H54ZM53 35V36H54ZM63 35H65V33L63 34ZM262 35V34H261ZM7 36V37H6ZM11 36V35H10ZM57 36V35H56ZM61 36V35H60ZM167 36H166V38H167ZM237 36V35H236ZM254 36V35H253ZM253 36H251L252 38H253ZM111 37V36H110ZM133 37V38H132ZM135 37V38H134ZM249 37V36H248ZM8 38V39H7ZM35 38H33V39H35ZM244 38V37H243ZM254 38H256V36L254 37ZM62 39V38H61ZM68 39V38H67ZM244 40V39H243ZM256 40H258V39H256ZM35 41V40H34ZM71 41V40H70ZM75 40H72V42H74ZM240 41V40H239ZM18 42V44H21V43H19ZM71 42V43H72ZM113 42V41H112ZM253 42H255V41H253ZM31 43H33V42H31ZM52 43V42H51ZM66 43H68V42H66ZM70 43V42H69ZM117 41H114L113 42V44H115V45H118L119 44ZM241 43V42H240ZM257 43V42H256ZM17 44V45H18ZM30 44V43H29ZM63 44V43H62ZM112 44V45H113ZM163 44V43H162ZM22 45H23V43H22ZM54 45V44H53ZM148 45V46H147ZM19 46H21V45H19ZM33 46V45H32ZM50 46V45H49ZM61 46V45H60ZM67 46V45H66ZM70 46V45H69ZM68 46V47H69ZM120 46V45H119ZM162 46V45H161ZM51 47V46H50ZM73 47V48H74ZM78 47V48H77ZM124 47V48H125ZM141 47V46H140ZM142 47H143V45H142ZM141 47V48H142ZM154 47V46H153ZM9 48V47H8ZM16 48V47H15ZM31 48V47H30ZM35 48H37V47H35L34 46V49ZM67 48V47H66ZM57 50V49H56ZM116 50V49H115ZM163 50V49H162ZM242 50V49H241ZM19 51V50H18ZM28 50H26V52H27ZM30 51V50H29ZM32 51H33V49H32ZM41 51H43V50H41ZM60 51V50H59ZM158 51V50H157ZM243 51V50H242ZM35 52H36V50H35ZM61 52V51H60ZM73 52V51H72ZM97 52V51H96ZM13 54V53H12ZM27 54V53H26ZM29 54V53H28ZM59 54V53H58ZM9 55V54H8ZM159 55V54H158ZM246 55H248V54H246ZM6 56V55H5ZM68 56V55H67ZM78 56V55H77ZM76 56V57H77ZM163 56V55H162ZM161 56V57H162ZM80 57V56H79ZM243 57V56H242ZM32 58H34V57H32ZM81 58V57H80ZM79 58V59H80ZM165 58V59H166ZM239 58H240V56H239ZM248 58H249V56H248ZM82 59V58H81ZM242 59V58H241ZM6 60V59H5ZM240 60V59H239ZM245 60V59H244ZM247 60V59H246ZM249 60H250V58H249ZM48 61V60H47ZM59 61V60H58ZM77 61H79L78 59H77ZM33 62V61H32ZM76 63V62H75ZM234 63V64H233ZM244 63V62H243ZM50 64V63H49ZM148 64V63H147ZM54 65V64H53ZM146 65V64H145ZM167 65H168V63H167ZM241 65V64H240ZM245 65H247V64H245ZM140 66V65H139ZM147 66V65H146ZM149 66H150V64H149ZM164 66V65H163ZM229 66V67H228ZM32 67V66H31ZM228 67V68H227ZM52 65H51V68L48 66V64L47 65H42V66H40V68H39V71L40 72H48L49 70H52ZM72 68V67H71ZM152 68V67H151ZM150 68V69H151ZM236 68H234L235 70H236ZM246 68V67H245ZM247 68H249L248 66H247ZM32 69V68H31ZM30 69V70H31ZM70 69V68H69ZM128 69V70H129ZM234 69H233V71L232 72H235V78L233 77V79H231V82H233L234 83V85L232 86V84H228L229 86H230V88L229 87H227V88H229V89H227V88H223V86H222V89H221V86L219 87V94L218 95H215L216 96V98L218 97V99L220 100H218V99H216V98H214V99H216V100H213V98H212V100L214 101L213 103H211L210 102V104L208 105V102L209 101H211V99L207 102V104H205V106L203 107L204 108V112H203V114H212L213 115V117H216L217 118V122H219V120L221 119V121H220V123H222V120H223V118H225V117H221V115H219V112H220V114H223V111H222V109L220 110V108H218L219 106H218V104L221 106L222 105V107L224 106L225 107V105L226 104H221V101H225V100H230L229 98H233L232 96L234 95V93L236 92V91H238L237 90V88H238V84L240 83V81H239V77H240V79H241V74H243L244 73V70H243V68H241L242 70H240L239 68V70H236V71H234ZM75 70V69H74ZM134 70V69H133ZM137 70V69H136ZM204 70V69H203ZM215 70V69H214ZM224 70V69H223ZM163 71H165V70H163ZM238 71V73H239V76H237L236 74V72ZM246 71V70H245ZM29 72V71H28ZM31 72V71H30ZM137 72V71H136ZM140 72V71H139ZM142 72V71H141ZM149 72V71H148ZM168 72V71H167ZM189 72V73H190ZM201 72V71H200ZM215 72V71H214ZM225 72V71H224ZM228 72H229V70H228ZM51 73H53V72H51ZM55 73V72H54ZM72 73H74L73 72V69L72 70H70L69 72H68V76L69 75H71ZM152 73V72H151ZM26 76H27V71H26ZM43 74V73H42ZM137 74V73H136ZM140 74V73H139ZM142 74V73H141ZM140 74V75H141ZM201 74V73H200ZM202 74H204V73H202ZM217 74V73H216ZM53 75H55V74H53ZM74 75V74H73ZM138 75V74H137ZM145 75V74H144ZM149 75H151V74H149ZM153 75V74H152ZM170 75V74H169ZM199 75V74H198ZM208 75V74H207ZM210 75H212V74H210ZM227 75H228V77L227 78H229V76L231 75L232 76V73L230 72V73H227ZM234 75V74H233ZM245 75V74H244ZM8 76H10L11 78H9ZM30 76V75H29ZM40 76V75H39ZM72 76V75H71ZM195 76H197V75H195ZM8 77V80L10 81V79H11V81H13L12 83L10 82V84H13V86L12 85H10V86H8V85H6V83L8 82L7 80V82L5 83V79ZM44 77V76H43ZM63 77V76H62ZM66 77V76H65ZM64 77V78H65ZM172 77H173V75H172ZM179 77V76H178ZM220 77V76H219ZM12 78H13V80H12ZM67 78V77H66ZM69 78V77H68ZM67 78V79H68ZM136 78H138V77H136ZM147 78V77H146ZM187 79V78H186ZM185 79V80H186ZM27 80V79H26ZM35 80V79H34ZM41 80V79H40ZM57 80V79H56ZM165 80H166V78H165ZM168 80V79H167ZM187 80H189V79H187ZM196 80V79H195ZM212 80V79H211ZM216 80H218V79H216ZM222 80V79H221ZM226 80V79H225ZM228 80V79H227ZM42 81V80H41ZM44 81H46V80H44ZM184 81V80H183ZM189 81H191V80H189ZM213 81V80H212ZM14 82L16 83L17 82V84H15L14 85ZM26 82V81H25ZM31 82V81H30ZM49 82V81H48ZM180 82H182V81H180ZM223 82H225V81H223ZM227 82V81H226ZM9 83V82H8ZM51 83H53V82H51ZM157 83V82H156ZM174 83V82H173ZM201 83V82H200ZM199 83V84H200ZM203 83V82H202ZM222 83V82H221ZM48 84H50V83H48ZM134 84V83H133ZM138 84V83H137ZM154 83H152V85H153ZM170 84V83H169ZM189 84V83H188ZM22 85V84H21ZM61 85H64V86H66L65 84H60L59 86H61ZM150 85V84H149ZM167 85V84H166ZM176 85V84H175ZM185 85H186V82H185ZM192 85V84H191ZM198 85V84H197ZM200 85H202V84H200ZM203 85H204V83H203ZM211 85V84H210ZM219 85V84H218ZM221 85H224V83L223 84H221ZM59 86H57L58 88H59ZM157 86V85H156ZM216 86V85H215ZM241 86V85H240ZM240 86H239V88H240ZM251 86V85H250ZM249 86V87H250ZM260 86V85H259ZM15 87V88H16ZM19 87V86H18ZM17 87V88H18ZM32 87V86H31ZM50 87H52V85L50 86ZM131 87V86H130ZM147 87V86H146ZM167 87V86H166ZM172 87V86H171ZM170 86H169V88H168V90L166 91V93H164V95H163V93L162 94H157L160 98H156L157 97V95H156V97L155 96H153L152 98H149V99H147L146 97H144V98H146L145 100L144 99H142L141 97H140V94H139V96H134V94H133V96L131 97V98H127L128 100H126L125 102H122V103H120V104H118L117 103V105L116 106H114V104H116V103H114L113 104V106L115 107L114 109H116V111H120V113L122 112H125V113H129V114H133L134 115V113H136V112H138L139 110H141L142 109V111H143V113H144V111H146L147 109H148V111L150 110V108H162V109H164V111L166 110L167 112L166 113H164L165 114V117H164V119H163V117H162V119L161 120H163L164 122H161V124L162 123H164L165 125V127H166V129L168 130L167 131V133H164L163 132V130H161L160 128H162L163 129V126L162 127H160L159 128V123L158 122H160V121H158L157 122V124H155V121L157 120H155V121H149L147 124L144 122L143 124L141 123L140 125H144V124H146L145 126H143V128H139V127H137V126H139L136 122H135V124L137 125V126H134V125H132V123L130 122V123H125V124H121V126H119L118 128H117V130H116V128H115V133L114 132H112V134L114 135H111V136H113V138H112V140H110V142L109 143H107V142H105V146H107L108 144V146L105 148V150H104V152L103 153H99V157H97L98 156V154H95V153H93L94 151H92L91 153L92 154H95L94 155V157H95V159H94V157H92V159H94V163H93V160H91L92 161V164H94L95 165V167H94V170H95V173L97 174L96 176H100V178H101V182H99V187L101 188L99 191H102L104 188L107 190L108 188H112V186L113 187H115L116 186V184H118L120 181H122L123 182V179L122 178H124V177H121L120 178V176H118L117 178H116V170H115V168L117 169L118 168V166H119V164L121 163L120 161L122 160H125L126 158H131V159H133V161H135V163L133 164L134 166H132V170L131 171H134L133 172V174L132 175H130L131 177H129V175H128V180H129V178H132V177H134L135 176V178H137L136 176H138L139 178L141 177V176H143L144 174L146 175V174H148L147 172H149L150 170H151V168H150V162H152V165H153V162L154 161H156V158L157 157H159V155L161 154V153H163L164 151H162V150H166V149H169L171 146H172V143L174 142V140L175 139H177V138H175V134L177 133V132H182L183 130H184V128L182 127V120L184 119V117H185V115L186 114H188V112L190 111L189 109H195L194 111L195 112H193L194 114L195 113H197V109H199V108H202V106L204 105L203 104V101L202 100H204V98H196V97H198V96H194V99H190L189 98V96H188V98L190 99H188L189 101H186V100H184V101H180L179 102V100H175L176 102H177V104H176V102H175V104L176 105H174L173 104V102H172V104L174 105V107H170V105L168 106L166 103H168L167 102V100H166V98L167 97H169L170 96V94H169V91H172V88H171ZM234 87V88H233ZM237 87V88H236ZM20 88V87H19ZM23 88H24V86H23ZM49 88V87H48ZM58 88H55V86H54V89H58ZM62 88V87H61ZM64 88V87H63ZM143 88V87H142ZM145 88V87H144ZM187 88V87H186ZM203 88V87H202ZM232 88H233V90H232ZM238 88V89H239ZM242 88V87H241ZM240 88V89H241ZM260 88V87H259ZM12 89H14L16 92H14ZM25 89V88H24ZM24 89H21V90H24ZM132 89V88H131ZM157 89V88H156ZM159 89V88H158ZM163 89V88H162ZM178 89V88H177ZM192 89V88H191ZM239 89V90H240ZM18 90V89H17ZM48 91H50V88L49 89H47ZM133 90V89H132ZM137 90V89H136ZM208 90V89H207ZM26 91V90H25ZM47 91V92H48ZM52 91H54V90H52ZM140 91V90H139ZM156 91V90H155ZM159 91V90H158ZM184 91H186V89L184 90ZM212 91V90H211ZM18 92V93H17ZM51 92V91H50ZM125 92H127V91H125ZM147 92V91H146ZM149 92V91H148ZM162 92V91H161ZM209 92V91H208ZM238 92H240V91H238ZM44 93H46V92H44ZM131 93H132V91H131ZM154 93V92H153ZM152 94V93H151ZM151 94H149L148 96H150ZM201 94V93H200ZM205 94V93H204ZM244 94V93H243ZM30 95V94H29ZM33 95V94H32ZM35 95V94H34ZM147 95V94H146ZM154 95V94H153ZM160 95H163L162 97L160 96ZM175 95V94H174ZM202 95V94H201ZM47 95H42V93H41V95L39 94L38 96L36 95V96H33V97H35V103H36V105H35V107L37 108V111L38 110H41L42 108V110H45L44 108L45 107H47V97H46ZM152 96V95H151ZM192 96V95H191ZM110 97V96H109ZM182 97V99H184L183 98V96H181ZM204 97V96H203ZM236 97V96H235ZM186 98V97H185ZM246 98H247V96H246ZM28 99V98H27ZM31 99L32 100H34L32 97H31ZM178 99V98H177ZM187 99V98H186ZM108 100V99H107ZM125 100V99H124ZM170 100V99H169ZM206 100V99H205ZM234 100V99H233ZM31 101V100H30ZM102 101V100H101ZM110 101V100H109ZM121 101V100H120ZM202 101V102H201ZM235 101H236V99H235ZM244 101H245V99H244ZM247 101V100H246ZM245 101V102H246ZM29 102V101H28ZM179 102V103H178ZM220 102V103H219ZM18 103H20L21 105H18ZM32 103H33V101H32ZM31 103V104H32ZM110 103H112V102H110ZM110 103H108V104H110ZM227 103H228V101H227ZM49 104H50V102H49ZM243 104V103H242ZM18 105V106H17ZM26 105V104H25ZM28 105V104H27ZM244 105V104H243ZM172 106V105H171ZM234 106V105H233ZM27 107V106H26ZM28 107H29V105H28ZM27 107V108H28ZM52 107V106H51ZM166 107H167V109H166ZM235 107V106H234ZM254 107H256V105L254 106ZM253 107V108H254ZM22 110H21V109ZM25 108V107H24ZM27 108H26V110H27ZM29 108H32L31 106L29 107ZM36 108H34V106H33V113H35V111H36ZM60 107H58V109H59ZM229 108V107H228ZM243 108V107H242ZM261 108V107H260ZM19 109H20V111L22 112V114H21V112L19 111ZM34 109H35V111H34ZM46 109H49V107H47ZM54 109V108H53ZM57 109V108H56ZM109 109V108H108ZM236 109V108H235ZM247 109V108H246ZM189 110V111H188ZM258 110V109H257ZM47 111V110H46ZM46 111H41V112H45L46 113ZM55 111V110H54ZM163 111V110H162ZM240 111V110H239ZM249 111V110H248ZM260 111V110H259ZM26 112H28V111H26ZM50 112V111H49ZM63 112V111H62ZM111 112V111H110ZM147 112V111H146ZM145 112V113H146ZM191 112H192V110H191ZM191 112H189V113H191ZM28 113H30V112H28ZM117 113H119V112H117ZM144 113V114H145ZM153 113V112H152ZM201 112H199V114H200ZM245 113V112H244ZM27 114V113H26ZM50 114V113H49ZM60 114V113H59ZM102 114V113H101ZM106 114V113H105ZM108 114V113H107ZM147 114V113H146ZM149 115H151V113L149 112L148 113ZM163 114V115H164ZM239 114V113H238ZM20 115H22V117L24 118L23 120H22V123H21V125L20 126H18L17 127V125H14L15 127H13L12 125V123H11V121H10V118H15V116L17 117V116H20ZM30 115V114H29ZM38 115V114H37ZM112 115V114H111ZM121 115V114H120ZM201 115V114H200ZM199 115V116H200ZM236 115V114H235ZM245 115V114H244ZM27 116V117H26ZM32 116H33V114H32ZM136 115H134V119L136 118L135 117ZM193 116V115H192ZM201 116H204V115H201ZM232 116V115H231ZM39 117V116H38ZM92 117H94V116H92ZM97 117V116H96ZM110 117V116H109ZM125 117V116H124ZM137 117H138V115H137ZM145 117V116H144ZM188 117V116H187ZM190 117V116H189ZM194 117V116H193ZM192 117V118H193ZM197 117V118H196ZM213 117H212V119H213ZM227 117V116H226ZM257 117V116H256ZM12 118V119H13ZM21 118V117H20ZM47 118V117H46ZM115 118V117H114ZM147 118H149V117H147ZM146 118V119H147ZM151 118V117H150ZM152 118L154 119V117L152 116ZM196 120L197 119H199V117L198 116H195L194 117ZM246 118V117H245ZM253 118V117H252ZM94 119V118H93ZM96 119V118H95ZM101 119V118H100ZM112 119V118H111ZM119 119V118H118ZM140 119V118H139ZM186 119V118H185ZM201 119H203V117L201 118ZM205 119V118H204ZM227 119H228V117H227ZM230 119V118H229ZM17 120H18V117H17ZM56 120V119H55ZM72 120V119H71ZM110 120V119H109ZM108 120V121H109ZM130 120H131V118H130ZM149 120V119H148ZM147 120V121H148ZM159 120H160V117H159ZM195 120V121H196ZM40 121V120H39ZM43 121V120H42ZM66 121V120H65ZM193 121V120H192ZM209 121L210 122H212L213 120H210L209 119ZM227 121V120H226ZM225 121V122H226ZM41 122V121H40ZM93 122V121H92ZM91 122V123H92ZM97 122H99L98 120H97ZM107 121H105V122H103V123H106ZM124 122V121H123ZM190 123H191V121H189ZM198 122V121H197ZM209 122V123H210ZM224 122V121H223ZM58 123V122H57ZM87 122H85L84 124L83 123H81L80 122V124L82 125H77V124H79V123H77L76 125H77V127H75L76 125H74V123H73V125H74V128L76 129L77 128V130H80V131H82V130H84V132H86L87 133V130H86V128H84L83 126H85V125H87L88 126V128L92 125V126H94V124H91V123H89V125H88V123L86 124ZM101 123V122H100ZM109 123V122H108ZM113 123H114V121H113ZM208 123V122H207ZM244 123V122H243ZM36 124V123H35ZM34 124V125H35ZM119 124V123H118ZM187 124H189V123H187ZM193 124H194V122H193ZM206 124V123H205ZM223 124H225V123H223ZM262 124V123H261ZM260 124V125H261ZM47 125V124H46ZM98 124H96V126H97ZM99 125H101V124H99ZM98 125V126H99ZM158 125V126H157ZM218 125V126H217ZM70 126H72L71 124H67V122L65 123V122H61V123H59L58 124V128H59V132L58 133H60L59 135H61V134H64V132L65 131H67V130H72L73 131V129L70 127ZM96 126H94V127H96ZM108 126V125H107ZM191 126V125H190ZM193 126V125H192ZM197 127H199V125H196ZM47 127V126H46ZM114 127V126H113ZM219 127H222V124H221V126H220V124H217V123H213V125H210V126H208V124L207 125H203V126H201L200 127V131H201V135L202 136H200L201 138L203 137V139H208V137H209V135H210V133H212V132H215L214 134H216V132L217 131H222V129L220 128V130H219ZM228 127V126H227ZM233 127V126H232ZM235 127V126H234ZM233 127V128H234ZM259 127V126H258ZM38 128V127H37ZM57 128V127H56ZM87 128V129H88ZM91 128V130H92V132H93V128L92 127H90ZM97 128V127H96ZM100 128V127H99ZM105 128V127H104ZM189 129V126L188 127H186L185 128V131H188V130H186V129ZM244 128V127H243ZM74 129V131H76ZM82 129V130H81ZM112 129V128H111ZM159 129L162 131V133H161V131L158 133V131H159ZM166 129H164V130H166ZM190 129H192V127H190ZM197 128L195 127V130H196ZM199 129V128H198ZM225 129V128H224ZM239 129V128H238ZM50 130V129H49ZM88 130H90V129H88ZM114 130V129H113ZM180 130V131H179ZM42 131H43V129H42ZM104 131V130H103ZM102 131V132H103ZM78 132V131H77ZM91 132V133H92ZM193 132V130L191 131V133ZM66 133V132H65ZM76 133V132H75ZM86 133H84V135L86 134ZM89 133V132H88ZM100 133V132H99ZM98 133V131H97V135L96 136H100L101 135V133L99 134ZM104 133V132H103ZM161 133V134H160ZM222 133H223V131H222ZM93 134H96V133H93ZM106 134V133H105ZM164 135V134H166L165 135V137H163V136H160V138H159V135ZM182 134V133H181ZM186 134V133H185ZM190 134V133H189ZM220 134V133H219ZM234 134V133H233ZM233 134H232V136H233ZM88 135V134H87ZM103 135V134H102ZM110 135V134H109ZM224 135V134H223ZM41 136V135H40ZM62 136V135H61ZM89 136V135H88ZM87 136V137H88ZM94 136V139H96L95 137V135H93ZM93 136H92V138H93ZM111 136H110V138H111ZM177 136H178V134H177ZM181 136V135H180ZM188 136V135H187ZM219 136H221V135H219ZM46 137H48V136H46ZM63 137V136H62ZM79 137V136H78ZM91 137V136H90ZM211 137V136H210ZM226 137V136H225ZM66 138V137H65ZM85 138V137H84ZM91 138V139H92ZM107 138H109V137H107ZM163 138V139H162ZM187 138V137H186ZM196 138H197V136H196ZM31 139V140H30ZM62 139V138H61ZM81 139V138H80ZM90 139V138H89ZM93 139V140H94ZM100 139V138H99ZM192 139V138H191ZM199 139V138H198ZM221 139H225L224 138V136H223V138H222V136H221V138H220V140ZM230 139V138H229ZM228 139V140H229ZM242 139V138H241ZM51 140V139H50ZM65 139H63V141H64ZM68 140H69V138H68ZM77 140V139H76ZM76 140H74V141H76ZM104 140V139H103ZM196 140V139H195ZM228 140H226V141H228ZM73 141V140H72ZM96 141H98L97 139H96ZM178 141H179V139H178ZM214 141V140H213ZM212 141V142H213ZM238 141V140H237ZM204 142V141H203ZM206 142V141H205ZM209 142V140H207V142L206 143H208ZM218 142V141H217ZM236 142V141H235ZM82 143V142H81ZM80 143V144H81ZM206 143H204L206 146H209L208 144H206ZM219 143V142H218ZM227 143V142H226ZM79 144V143H78ZM79 144V145H80ZM203 144V143H202ZM203 144V145H204ZM221 144V143H220ZM224 144V143H223ZM53 145H55V144H53ZM72 145V144H71ZM90 145V144H89ZM99 145H101V144H99ZM104 145V144H103ZM205 145H204V147L203 148H200L199 149V151H191V153H192V155H193V157L192 158H196L197 156H199L200 154H205V153H208V152H210V151H208V150H210L208 147H205ZM234 145V144H233ZM252 145V144H251ZM60 146V145H59ZM64 146V145H63ZM78 146V145H77ZM88 146V145H87ZM228 146V145H227ZM230 146V145H229ZM238 146V145H237ZM66 147V146H65ZM73 147V146H72ZM198 147H201V146H198ZM214 146H212V148L211 149H214L213 148ZM235 147V146H234ZM257 147V146H256ZM85 148V147H84ZM99 148V147H98ZM172 148V147H171ZM207 148H208V150H207ZM254 148V147H253ZM258 148V147H257ZM81 149V148H80ZM86 149V148H85ZM96 149V148H95ZM104 149V148H103ZM195 149H197V148H195ZM207 151H206V150ZM259 149V148H258ZM261 149V148H260ZM193 150V149H192ZM98 151H99V149H98ZM212 151H214V150H212ZM224 151H226V150H224ZM234 151V150H233ZM253 151V150H252ZM258 151V150H257ZM218 152V151H217ZM236 152V151H235ZM165 153V152H164ZM211 153V152H210ZM232 153V152H231ZM230 153V154H231ZM240 153H241V151H240ZM250 153H252L251 151H250ZM188 154V153H187ZM199 154V155H198ZM221 154H223V153H221ZM248 154V153H247ZM73 155V154H72ZM91 155V154H90ZM147 155H150L151 157L152 156H157V157H155V158H153V160H152V158H151V161H149L148 162V160L146 161L145 159H147V158H145ZM206 155V154H205ZM225 156H226V154H224ZM15 157V158H13V159H15L14 161H12V162H10V160H9V158H11V157ZM149 156V157H150ZM161 157H162V155H160ZM247 156V155H246ZM70 157V156H69ZM72 157V156H71ZM82 159H84L83 158V154H82ZM90 157V158H91ZM187 157H189V156H187ZM200 158H201V156H199ZM230 157V156H229ZM79 158H80V156H79ZM90 158H87V159H90ZM190 158V157H189ZM198 158V157H197ZM225 158V157H224ZM223 158V159H224ZM238 158V157H237ZM12 159V158H11ZM81 159V158H80ZM127 159V160H128ZM149 159V158H148ZM248 159V158H247ZM72 160L74 161V159H73V157H72ZM161 160V159H160ZM160 160H159V162H160ZM169 160V159H168ZM191 160V159H190ZM208 160V159H207ZM227 160V159H226ZM238 160V159H237ZM72 161V162H73ZM95 161L98 163H95ZM126 161V160H125ZM124 161V162H125ZM133 161L131 160V162L133 163ZM145 161H146V163L148 162V168H150V170L148 171L147 170V168H146V163H145ZM196 161V159H192L191 160V162L188 164L189 166H187V165H185V166H187V167H189L188 169L189 170H191L190 168H193L194 167V165H195V162ZM198 161H200V159L198 158L197 159V164H198ZM203 161V160H202ZM219 161H220V159H219ZM236 161V160H235ZM234 161V162H235ZM241 161V160H240ZM250 161V160H249ZM79 162V161H78ZM78 162L76 163V165H77V167L78 168H80L81 167V165H79L78 166ZM120 162V163H119ZM130 162V163H131ZM157 162V161H156ZM119 163V164H118ZM123 163V162H122ZM155 163V162H154ZM161 163V162H160ZM163 163V162H162ZM205 163V162H204ZM219 164H220V162H218ZM244 163V162H243ZM79 164H81V162H79ZM83 164H84V162H83ZM82 164V166H84ZM86 164V163H85ZM89 164V161H88V163H87V165ZM91 164V163H90ZM92 164L90 165V166H92ZM97 164V165H96ZM118 164V165H117ZM135 164H136V169L135 168H133V167H135ZM215 164V163H214ZM213 164V165H214ZM240 164H242V162L240 163V162H237V163H235V166H232L233 168H231V175L228 177V176H226V180H224V183H223V180H222V183L224 184V185H222V183L220 182V184L222 185V190H226L227 188H229V186L231 185V183H230V179H233V181H234V176H235V174L237 173V171H240L241 170V167L240 166H243V165H240ZM69 165V164H68ZM70 165H72V163H70ZM76 165H75V167H76ZM203 165V164H202ZM225 165V164H224ZM233 165V164H232ZM66 166V167H65ZM120 166H122V164L120 165ZM125 166H127V165H125ZM156 166H157V163H156ZM159 166V165H158ZM172 166V165H171ZM196 166H198V165H196ZM222 166V165H221ZM229 166V165H228ZM248 166V165H247ZM70 167V166H69ZM88 166H86L85 167V169L87 168ZM161 167V166H160ZM201 167V166H200ZM206 167V168H205ZM205 167H204V170H203V172H202V179L200 180V181H202V180H207L209 177H210V174H211V172H212V168H211V164L210 165H208V163L207 164H205ZM223 167V166H222ZM257 167V166H256ZM71 168V167H70ZM120 168V167H119ZM121 168H123V167H121ZM152 168H153V166H152ZM162 168V167H161ZM164 168V167H163ZM197 168V167H196ZM229 168V169H230ZM243 168V167H242ZM249 168V167H248ZM254 168V167H253ZM69 169V168H68ZM74 170H75V168H73ZM93 169V168H92ZM135 169V170H134ZM154 169V168H153ZM156 169H158V168H156ZM172 169V168H171ZM187 169V170H188ZM195 169V168H194ZM240 169V170H239ZM250 169H252L251 167H250ZM90 171H91V167H90V169H89ZM120 170V169H119ZM127 170V169H126ZM146 170H147V172H146ZM168 170V169H167ZM200 170V169H199ZM217 170V169H216ZM227 170V169H226ZM253 170V169H252ZM93 171V170H92ZM136 171V172H135ZM160 172H161V170H159ZM215 171V170H214ZM213 171V172H214ZM229 171V170H228ZM243 171V170H242ZM264 171V170H263ZM72 172V171H71ZM83 172H85V175L88 173L87 171H83ZM87 172V173H86ZM118 172V174L121 172V171H117ZM151 172V171H150ZM245 172V171H244ZM249 172V171H248ZM65 173V172H64ZM73 173H74V171H73ZM122 173H124V171L122 170ZM130 173V172H129ZM135 173V174H134ZM155 173V172H154ZM222 173H223V171H222ZM246 173H247V171H246ZM264 173V172H263ZM75 174V173H74ZM74 174H72V175H74ZM84 174V173H83ZM82 174V175H83ZM137 174V175H136ZM165 174H167V173H165ZM215 174V173H214ZM225 174V173H224ZM72 175H70L71 177H73ZM126 175H127V173H126ZM145 175H144V177H145ZM164 175V174H163ZM184 175V174H183ZM220 175V174H219ZM69 176V177H70ZM75 176V175H74ZM80 176V175H79ZM91 176V175H90ZM90 176H88V178L87 179H89V177ZM95 176V175H94ZM96 176L94 177V178H96ZM125 176V175H124ZM147 176V175H146ZM149 176V175H148ZM159 176V175H158ZM161 176V175H160ZM166 176L167 175H165V178H166ZM172 176V175H171ZM222 177H223V175H221ZM249 176V175H248ZM66 177V176H65ZM93 177V176H92ZM162 177V176H161ZM164 177V176H163ZM184 177V176H183ZM186 177V176H185ZM228 177V178H227ZM237 177V176H236ZM37 179V180H39L40 182L42 181V183H43V185H46V184H44V183H46L47 181H49L51 184V187H49V185H48V187H49V189H47L48 191L47 192H45V193H43L42 192V190L44 189V188H41V189H39L37 186H36V188H34L33 186H32V184H31V180L32 179ZM76 178H77V176H76ZM82 178V177H81ZM86 178V177H85ZM100 178H99V181H100ZM139 178H137V180H139ZM225 178V177H224ZM65 179V178H64ZM70 179V178H69ZM74 179H75V177H74ZM116 179L118 180V179H120V180H118V181H116ZM122 179V180H121ZM145 179H146V177H145ZM144 178H143V180H145ZM173 179H174V176H173ZM246 179V178H245ZM71 180V179H70ZM72 180H73V178H72ZM90 180V179H89ZM125 181H127L126 179H124ZM133 180V179H132ZM140 180H141V178H140ZM139 180V181H140ZM142 180V181H143ZM167 180V179H166ZM179 180V179H178ZM213 180V179H212ZM211 180V181H212ZM238 180V179H237ZM242 180V179H241ZM262 180V179H261ZM33 181V180H32ZM79 181V180H78ZM87 181V180H86ZM98 180L97 179H95L94 180V184H96V182H97ZM118 182V183H116V182ZM131 181V180H130ZM146 181V180H145ZM149 181V180H148ZM219 181V180H218ZM248 181V180H247ZM35 182V181H34ZM39 182V183H40ZM61 182V181H60ZM72 182V181H71ZM81 182V181H80ZM92 182V181H91ZM128 182V181H127ZM133 182V181H132ZM135 183H136V181H134ZM151 182V181H150ZM149 182V183H150ZM194 182V181H193ZM208 182V181H207ZM38 183V182H37ZM42 183L40 184V185H42ZM70 182H68L67 184H69ZM90 183V182H89ZM116 183V184H115ZM145 183V182H144ZM149 183H147V184H149ZM163 183V182H162ZM162 183H161V185H162ZM198 183V182H197ZM242 183V182H241ZM255 183V182H254ZM61 184H62V182H61ZM72 184H73V182H72ZM74 184H76V183H74ZM79 184V183H78ZM87 184V183H86ZM94 184H93V187H94ZM125 184V183H124ZM123 184V185H124ZM130 184V183H129ZM163 184H165L166 185V181H165V183H163ZM176 183H174V181L173 180H171V182H169L167 185H168V187H177L176 185H175ZM194 183H192L191 185H190V187H188L189 188V190L190 191H193L195 188H197V185H199V183L198 184H195V185H193ZM201 184V183H200ZM218 184V183H217ZM251 184V183H250ZM249 184V185H250ZM42 185V186H43ZM80 185V184H79ZM88 185V184H87ZM92 185V184H91ZM119 185H120V183H119ZM133 185V184H132ZM149 185H152V183L151 184H149ZM181 185V184H180ZM207 185V184H206ZM212 185V184H211ZM240 185V184H239ZM262 185V184H261ZM39 186V185H38ZM82 186V185H81ZM97 184L95 185V188L98 190V188H97ZM121 186V185H120ZM118 187L117 188V186H116V188H114V189H117V190H119V189H121V187ZM128 186V185H127ZM135 186V185H134ZM136 186H137V183H136ZM146 186V185H145ZM217 186H219V185H217ZM232 186V185H231ZM242 186H243V184H242ZM263 186V185H262ZM58 187V186H57ZM84 187L86 188V185H84ZM88 187H89V185H88ZM130 187H132V186H130ZM142 187V186H141ZM149 187V186H148ZM167 187V186H166ZM184 187V186H183ZM215 187V186H214ZM220 187V186H219ZM261 187V186H260ZM46 188H47V186H46ZM45 188V189H46ZM61 188V187H60ZM135 188V187H134ZM147 187H145L144 189H146ZM150 188V187H149ZM204 188V187H203ZM211 188V187H210ZM216 188V187H215ZM244 188V187H243ZM251 188H252V186H251ZM56 189V188H55ZM87 190L89 189V188H86ZM135 189H137V187L135 188ZM139 189V188H138ZM175 189H177V188H175ZM181 189V188H180ZM206 189V188H205ZM220 189V188H219ZM253 189V188H252ZM252 189H251V191H252ZM39 190V191H38ZM40 190H41V194H40ZM60 190V189H59ZM87 190H85L86 191V193H88V191ZM91 190V189H90ZM95 190V189H94ZM140 190V189H139ZM186 190V189H185ZM200 190V189H199ZM222 190H218V191H222ZM228 190V189H227ZM227 190L225 191V192H227ZM236 190V189H235ZM235 190L233 191V193L235 192ZM240 190V189H239ZM238 190V191H239ZM246 190H247V188H246ZM46 191V190H45ZM56 191V190H55ZM110 191H111V189H110ZM121 191H123V190H121ZM148 191V190H147ZM162 191H164L163 189H162ZM195 191V190H194ZM261 191V190H260ZM259 191V192H260ZM66 192H67V190H66ZM82 192V191H81ZM104 191H102V193H103ZM111 192H113V191H111ZM118 192V191H117ZM126 192V191H125ZM127 192H129V190L127 191ZM136 192V191H135ZM140 192L142 193V190H140ZM161 192V191H160ZM168 192V191H167ZM178 192H179V190H178ZM208 192V191H207ZM210 192V191H209ZM228 192H230L229 190H228ZM250 192V191H249ZM257 192V191H256ZM77 193V192H76ZM78 193H79V191H78ZM89 193H91V192H89ZM92 193H95V191H92ZM98 193H100V192H98ZM108 193H109V191H108ZM124 193V192H123ZM140 193V194H141ZM165 193H166V191H165ZM197 193V192H196ZM215 193V192H214ZM213 193V194H214ZM222 193V192H221ZM261 193H263V192H261ZM16 194V199H14V198H12V196L13 195H15ZM17 194H19V195H17ZM42 194H44V197H42L43 195ZM54 194V193H53ZM65 194V193H64ZM70 194V193H69ZM81 194H83V193H81ZM96 194V193H95ZM111 194V193H110ZM110 194L108 195L107 194V197L108 196H110ZM113 195H114V193H112ZM111 194V195H112ZM115 194H116V192H115ZM139 193H134V192H131V190H130V193H126V194H124L123 195V197H122V199H120V201H119V199H118V197L116 198V199H118L117 200V202H118V204L117 203H115L116 201H115V199L113 200L114 201V204H117L118 206H119V204L121 205V206H123L124 204L126 205V204H130L131 203V206L133 205V203H135L134 201H132V199H136V198H138L139 197V195H138ZM144 194V193H143ZM211 194V193H210ZM212 194V195H213ZM216 194V193H215ZM230 194V193H229ZM229 194H227L226 195V193L224 194V195H226V197H224L223 199H227V198H230V196L228 197V195ZM242 194V193H241ZM240 194V195H241ZM245 194V193H244ZM253 194H254V192H253ZM58 195V194H57ZM74 195V194H73ZM85 194H83L82 196H80L81 197V199H82V197L84 196ZM89 195V194H88ZM94 195V194H93ZM92 195V196H93ZM103 195V194H102ZM112 195V196H113ZM168 195V194H167ZM175 195H177V194H175ZM174 195V196H175ZM209 195V194H208ZM211 195V196H212ZM233 195V194H232ZM239 195V196H240ZM19 196V197H18ZM71 196H72V193H71V195H70V199H62V201H61V203L62 204H65V203H67V205H69L67 208H70V211L72 212V213H76L77 212V214H78V212L80 213L81 212V214H82V212L84 213V214H86V213H88V212H90L89 214H91L92 212L94 213H96L100 208H101V206L98 208V210H97V208H95L96 207V205H95V207H93L91 204L92 203H89V204H87L88 202L87 201H84L83 199V201L81 200L80 201V198L78 199L79 201H77L75 198H73V199H71ZM101 196V195H100ZM106 196V195H105ZM117 196V195H116ZM120 196V195H119ZM143 197H144V195H142ZM142 196H140L139 198H142ZM160 196V195H159ZM179 196H180V194H179ZM203 196V195H202ZM220 195H217V198L219 197ZM257 196V195H256ZM259 196V195H258ZM18 197V198H17ZM42 197V198H41ZM63 197V196H62ZM66 197V196H65ZM79 197V196H78ZM93 197H95L96 198V196L94 195ZM178 197V196H177ZM209 197V196H208ZM207 197V198H208ZM49 198V197H48ZM88 198V199H87ZM87 200H90V198H89V196H87ZM98 198V197H97ZM102 198V200H103V197H101ZM164 198V197H163ZM180 198H183V197H178V199H177V203H180L181 202V200H180V202H178V200L180 199ZM214 197L212 196V198L210 199V200H212ZM216 198V199H217ZM233 198V197H232ZM232 198H230L229 200H231L232 201ZM247 198V197H246ZM249 198V197H248ZM254 199H255V197H253ZM261 198V196L259 197V199ZM85 199V200H86ZM109 199H113V197L111 198H109ZM109 199H107V200H109ZM145 199V198H144ZM148 199V198H147ZM205 199V198H204ZM203 199V200H204ZM215 199V198H214ZM223 199H220L221 201L223 200ZM236 199V198H235ZM244 199V198H243ZM250 199H251V197H250ZM250 199H249V203H250ZM254 199L252 200L253 202H254ZM262 199V198H261ZM263 199H264V197H263ZM262 199V200H263ZM51 200H53V199H51ZM92 200H94V199H92ZM96 200V199H95ZM98 200V199H97ZM105 200V199H104ZM107 200L105 201V202H107ZM111 200H110V203H111ZM167 200H168V196H167ZM184 200V199H183ZM258 200V199H257ZM28 201V202H29ZM55 201V200H54ZM59 201V200H58ZM112 201V202H113ZM130 201H132V202H130ZM140 201V200H139ZM144 201H146V199L144 200ZM173 201V200H172ZM213 201V200H212ZM212 201H209V203H211ZM231 201L230 202H226L227 203V205L225 206L224 204H223V207L225 206V209H223L224 211V213L226 214V212L228 213V215H229V211H226V209L227 210H229L230 209V207H231V204L233 205V201H232V203H231ZM251 201V202H252ZM255 201H256V199H255ZM259 201H261V200H259ZM22 202V201H21ZM87 202V203H86ZM95 202V201H94ZM123 202H124V204H123ZM137 202H138V200H137ZM137 202H136V204H137ZM168 201H166L165 203H167ZM170 202V201H169ZM174 202H175V200H174ZM199 202H201V201H199ZM218 203L220 202V201H217ZM235 202H237V201H234V203ZM242 202H244V201H242ZM242 202H241V204H242ZM23 203V202H22ZM60 203V204H61ZM86 203V204H85ZM103 203H104V201H103ZM173 203V202H172ZM183 204L185 203V202H182ZM182 203H180V204H182ZM208 203V202H207ZM213 203H215V201L213 202ZM222 203V202H221ZM245 203H246V201H245ZM247 203H248V201H247ZM246 203V206L248 205ZM262 203V202H261ZM19 204V203H18ZM30 204V203H29ZM50 204V203H49ZM97 204V203H96ZM167 204H170V203H167ZM186 204V203H185ZM217 204V203H216ZM253 204H259V203H257V202H254ZM263 204V203H262ZM48 205V204H47ZM98 205V204H97ZM110 205V204H109ZM117 205H116V207H117ZM140 205H142V204H140ZM144 205V204H143ZM165 205V204H164ZM174 205V204H173ZM208 205V204H207ZM206 205V206H207ZM251 205V204H250ZM249 205V206H250ZM264 205V204H263ZM33 206V205H32ZM128 206H130V205H128ZM168 206H170L171 207V205H168ZM168 206H166V207H168ZM198 206V205H197ZM210 206V205H209ZM208 206V207H209ZM214 206V205H213ZM234 206V205H233ZM240 206V205H239ZM243 205H241V207H242ZM245 206V205H244ZM66 207V206H65ZM108 207H110V206H108ZM112 207V206H111ZM111 207H110V210H111ZM124 207V206H123ZM139 207V206H138ZM152 207V206H151ZM181 207H183V206H181ZM180 207V208H181ZM222 207V208H223ZM236 207H238V205H236ZM260 207V204H259V206H257V208H259ZM261 207H262V205H261ZM37 208V209H36ZM120 208H122V207H120ZM119 208V209H120ZM139 208H141V206L139 207ZM144 208V211H145V207H143ZM213 208V207H212ZM218 208V207H217ZM221 208V209H222ZM251 208V207H250ZM256 208V207H255ZM19 209V208H18ZM58 209V210H57ZM123 209L124 208H122L121 209V211H123ZM125 209H127L126 207H125ZM131 209V208H130ZM130 209L128 210V211H130ZM203 209H207V208H203ZM220 209V210H221ZM232 209H233V207H232ZM232 209H230L231 211H232ZM239 209V208H238ZM263 209V208H262ZM62 210V209H61ZM65 210V212L66 211H68V209L66 210V209H64ZM106 210H108V209H106ZM110 210H108V211H110ZM116 210V212H117V209H115ZM135 210H136V207H135ZM140 210V209H139ZM142 210V209H141ZM169 210V209H168ZM213 210H215V209H213ZM217 210V209H216ZM215 210V212H214V215L218 218V214H219V209L216 211ZM255 210V209H254ZM6 211V212H5ZM69 211V212H70ZM101 211H102V209H101ZM134 211V210H133ZM132 211V212H133ZM208 210H206L205 211V213L207 212ZM239 211V210H238ZM243 211H244V209H243ZM262 211V210H261ZM264 211V210H263ZM68 212V213H69ZM107 212V211H106ZM115 212V213H116ZM143 212V211H142ZM212 212V211H211ZM236 212V211H235ZM240 212V211H239ZM61 213H63V215H64V212L62 211ZM71 213V214H72ZM101 213V212H100ZM109 213V212H108ZM111 213H112V211H111ZM118 213H119V211H118ZM124 213H126L125 215H127L128 213L127 212H124ZM145 213V212H144ZM201 214H202V211L200 212ZM231 213V212H230ZM232 213H233V211H232ZM236 213H238V212H236ZM261 213H263V212H261ZM18 214V213H17ZM99 214V212L97 213V215ZM103 214V213H102ZM117 214V213H116ZM120 214V213H119ZM119 214H118V216H119ZM133 214V213H132ZM141 214V213H140ZM207 214V213H206ZM205 214V215H206ZM222 214V213H221ZM234 214V213H233ZM233 214H231V216L233 215ZM259 214V213H258ZM55 215V216H54ZM63 215H61V217H63ZM96 215V214H95ZM106 215L107 216H109L110 215V213H109V215L106 213ZM125 215H121V217H126L127 218V216H129L130 214H128L127 216H125ZM138 215V214H137ZM146 214H144V216H145ZM220 215V214H219ZM222 215H224V214H222ZM222 215H221V218H220V220L219 221H221L222 220ZM228 215H224V216H228ZM251 215V214H250ZM257 215V214H256ZM262 215V214H261ZM12 216V217H11ZM59 216H60V214H59ZM81 216V215H80ZM106 216V217H107ZM110 216H112V215H110ZM142 216V215H141ZM168 216V215H167ZM166 216V217H167ZM202 216H204V215H202ZM201 215L199 216V218L200 217H202ZM206 216H210V214L208 213V215H206ZM212 216V215H211ZM260 216V215H259ZM10 217H11V219H10ZM19 217V216H18ZM51 217V218H52ZM85 217V216H84ZM116 217V216H115ZM114 217V218H115ZM133 217H135V215L133 214V216L131 217V218H133ZM152 217V215L150 216V218ZM205 217V216H204ZM216 217L214 218V219H216ZM230 217V216H229ZM228 217V218H229ZM233 217V216H232ZM241 217V216H240ZM262 217H263V215H262ZM4 218V219H3ZM14 218H15V216H14ZM69 218V217H68ZM71 218V217H70ZM81 218V217H80ZM99 218V217H98ZM101 218H102V216H101ZM113 218V217H112ZM113 218V219H114ZM120 218V217H119ZM130 217H129V219L127 218V221H128V223L127 222H125V223H127V225L126 226H128V227H130V226H133L134 224H132L131 225V223H133L134 222V219L132 220ZM137 218V217H136ZM140 218V217H139ZM203 218V217H202ZM210 218V217H209ZM213 218H212V220H213ZM225 218V217H224ZM223 218V219H224ZM228 218H225V220H227ZM237 218V217H236ZM24 219V218H23ZM66 219V217L64 218V220ZM88 219V218H87ZM108 219V218H107ZM116 219V218H115ZM197 219V218H196ZM204 219V218H203ZM202 219V220H203ZM231 219V218H230ZM25 220V219H24ZM51 220V219H50ZM55 220V219H54ZM63 220V221H64ZM69 220V219H68ZM67 220V221H68ZM106 220V219H105ZM118 221L119 220H123L122 218L121 219H117ZM125 220V219H124ZM141 220V219H140ZM146 220V219H145ZM162 220H163V218H162ZM208 220H210V219H208ZM229 220V219H228ZM235 221H236V219H234ZM238 220V219H237ZM103 221V220H102ZM111 221H114V220H111ZM199 221V220H198ZM201 221V220H200ZM205 221V220H204ZM241 221V220H240ZM259 221H261V220H259ZM24 222V221H23ZM51 222H52V220H51ZM69 222V221H68ZM136 226H137V219H136ZM141 222H142V220H141ZM222 222V221H221ZM233 222V221H232ZM17 223V222H16ZM53 223V226H54V223L55 222H52ZM71 223V222H70ZM97 223V222H96ZM95 223V224H96ZM106 223V222H105ZM114 223V222H113ZM118 223V222H117ZM120 223H123L122 221H120ZM147 223H148V220H147ZM225 223V222H224ZM223 223V224H224ZM239 223V222H238ZM260 223V222H259ZM262 223V222H261ZM14 224V223H13ZM66 224V223H65ZM64 224V225H65ZM149 224V223H148ZM201 224V223H200ZM205 224H207V223H205ZM228 224H229V222H228ZM228 224H226V225H228ZM237 224V223H236ZM15 225V224H14ZM22 225V224H21ZM73 225V224H72ZM99 225V224H98ZM109 225V224H108ZM114 225V224H113ZM116 225H118V224H116ZM144 225V224H143ZM143 225L141 226V224L139 223V225H138V227H137V231H139L138 229H140V232L141 231H143V229L145 228V226L146 225H144V227H143ZM178 225V224H177ZM225 225V226H226ZM232 225V224H231ZM23 226V225H22ZM55 226H56V224H55ZM74 226V225H73ZM102 226H104V225H102ZM122 226V225H121ZM125 226V227H126ZM143 227V229L141 228V227ZM210 226V225H209ZM224 226V225H223ZM241 226V225H240ZM17 227V226H16ZM20 227V226H19ZM64 227V226H63ZM72 227V226H71ZM99 227V226H98ZM119 227V226H118ZM125 227H122V233H121V231H120V233L122 234L121 236H122V240L124 239L126 242H121L122 240H120V237H119V234L120 233H118V236H117V230H115V227H113L114 228V231H116V233H114V235H113V241H111V242H113L115 245H114V247L115 246H118V247H124V246H126V244H127V242L129 241V239H127V238H129L128 236H126L125 234H127L126 233V231H128V229H126ZM140 227V228H139ZM168 227V226H167ZM235 227V226H234ZM244 227V226H243ZM1 228V227H0ZM81 228V227H80ZM97 228V227H96ZM107 228H109V227H107ZM111 228V227H110ZM124 228V229H123ZM134 228H136V227H134ZM147 228V227H146ZM169 228V227H168ZM10 229H12V230H10ZM21 229H22V227H21ZM55 229V228H54ZM64 229V228H63ZM66 229V228H65ZM70 229V228H69ZM74 229H75V227H74ZM102 229V228H101ZM125 229H126V231H125ZM131 229L133 230V227H131ZM170 229V228H169ZM169 229H167V230H169ZM188 229V228H187ZM190 229V228H189ZM238 229V228H237ZM241 229V228H240ZM72 230V229H71ZM99 230V229H98ZM109 230V229H108ZM108 230H106L107 232H109ZM132 230H130V231H128V233L129 232H132ZM136 230V229H135ZM144 230H146V229H144ZM147 230H150L149 229V227H148V229ZM165 230V229H164ZM184 230V229H183ZM183 230H182V232H183ZM221 230V229H220ZM254 230V229H253ZM1 231V230H0ZM70 231V230H69ZM74 231V230H73ZM76 231V230H75ZM170 231H172V229L170 230ZM178 231H180V230H178ZM231 231V230H230ZM243 231V230H242ZM263 232H264V230H262ZM2 232H6V231H2ZM64 232V231H63ZM68 232V231H67ZM86 232V231H85ZM113 232V231H112ZM125 232V233H124ZM134 232V231H133ZM148 233H149V231H147ZM174 234H176L177 235V233H175L174 232V229H173V231H172ZM235 232H236V230H235ZM253 232H256V231H253ZM1 233V232H0ZM8 233V232H7ZM21 233V232H20ZM57 233L59 234V231H57ZM56 233V234H57ZM66 233V232H65ZM71 233V232H70ZM75 233H77V232H75ZM93 233V232H92ZM91 233V234H92ZM111 233V232H110ZM124 233V234H123ZM138 233V232H137ZM151 233V232H150ZM166 234H165V236L163 237V239L161 238H157L158 239V241L159 242H163V243H165V244H167L166 242H168V244L170 243L169 241H171L169 238H168V234H170L171 235V233H169V232H165ZM168 233V234H167ZM180 233V232H179ZM243 233H244V231H243ZM66 234H68V233H66ZM66 234H64V235H66ZM72 234V233H71ZM84 234V233H83ZM83 234H82V237H83ZM109 234V233H108ZM130 234V233H129ZM128 234V235H129ZM132 234V233H131ZM145 234V233H144ZM173 234V235H174ZM257 234H258V232H257ZM24 235V234H23ZM60 235H62V233H60ZM63 235V236H64ZM112 235V234H111ZM125 235V236H124ZM134 235V234H133ZM153 235V234H152ZM163 235H164V233H163ZM162 235V236H163ZM169 235V236H170ZM183 235H187V234H183ZM183 235H182V237H183ZM228 235H229V233H228ZM29 236V237H28ZM57 236H58V238H60L61 239V237L59 236V235H56V238H57ZM69 236H70V234H69ZM68 236V237H69ZM71 236H73V235H71ZM70 236V237H71ZM103 236H105V235H103ZM134 236H136V235H134ZM178 236V235H177ZM251 236V235H250ZM15 237V236H14ZM78 237V236H77ZM127 237V238H126ZM138 237H140V235H138L137 236V238ZM151 237V236H150ZM155 237V236H154ZM172 235H171V239H172ZM181 237V239H183ZM233 237V236H232ZM53 238V239H52ZM72 238V237H71ZM132 238H134V237H130V239H132ZM144 238V237H143ZM142 238V239H143ZM175 238V237H174ZM66 239V238H65ZM83 239V238H82ZM139 239V238H138ZM141 239V238H140ZM168 239H169V241H168ZM251 239V238H250ZM59 240V239H58ZM57 240V241H58ZM76 240V239H75ZM75 240H73V241H75ZM85 240V239H84ZM106 240V239H105ZM146 240V239H145ZM147 240H149L148 238H147ZM152 240V239H151ZM155 240V239H154ZM8 241H10V240H8ZM13 241V240H12ZM21 241V240H20ZM54 241H56V239H54ZM73 241H71V243L73 242ZM77 241V240H76ZM108 241H109V239H108ZM134 241H136V239L134 240ZM137 241H139V240H137ZM142 241V240H141ZM153 241V240H152ZM177 241V240H176ZM257 241V240H256ZM1 242V241H0ZM30 242V241H29ZM33 242V241H32ZM58 242H60V241H58ZM107 242V241H106ZM156 242V241H155ZM217 242V241H216ZM263 242V241H262ZM36 243H32V244H36ZM84 243V242H83ZM126 243V244H125ZM133 243V242H132ZM143 243V242H142ZM141 243V244H142ZM145 243H147L146 241L144 242V244ZM148 243H150L148 246L149 247H151V250H152V248L154 249L155 248V246H159L160 244L162 245V243H160V244H158V242H156V244L155 243H152V242H148ZM147 243V244H148ZM177 243V242H176ZM7 244V243H6ZM5 244V245H6ZM14 244V243H13ZM31 244V243H30ZM31 244V245H32ZM53 244H51L50 245V247L52 246V248H53ZM68 245L70 244V243H67ZM86 244V243H85ZM108 244V243H107ZM125 244V245H124ZM137 244H138V242H137ZM137 244H136V246H137ZM140 244V243H139ZM140 244V245H141ZM158 244V245H157ZM167 244V246H164L163 245V247H168L169 245ZM178 244V243H177ZM180 245H181V243H179ZM5 245H3V244H1L0 243V264H25V263H28V261H30L29 259H28V257L26 256V254H24L23 252L25 251V253H26V250H24L23 251V247H21V245L17 242L15 245H14V249H13V251H14V254H11L10 255V253H9V251H7V249L5 248ZM24 245V244H23ZM58 245V244H57ZM66 246V244H63V246ZM249 245V244H248ZM8 246V245H7ZM6 246V247H7ZM11 246V245H10ZM9 246V247H10ZM61 246V245H60ZM77 246V245H76ZM81 246V245H80ZM79 246V247H80ZM105 246V245H104ZM130 246H131V244H130ZM178 246V245H177ZM176 246V247H177ZM218 246V245H217ZM262 246V245H261ZM28 247V246H27ZM38 246H36L35 245V247L34 248H37ZM44 247V246H43ZM42 247V248H43ZM59 247V246H58ZM62 247V246H61ZM61 247H59V248H61ZM113 247V246H112ZM118 247H117V249H118ZM134 247H135V245H134ZM161 248H163L162 246H160ZM179 247H181V246H179ZM220 247V246H219ZM13 248V247H12ZM26 248V247H25ZM42 248L40 249V248H37V249H40V251H42ZM46 248H44L43 250H46ZM72 248V247H71ZM201 248V247H200ZM31 249V248H30ZM56 249V248H55ZM58 249V248H57ZM56 249V250H57ZM68 249V248H67ZM127 249H128V245H127ZM192 249H193V247H192ZM211 249V248H210ZM9 250H12V249H10L9 248ZM47 250H49V249H47ZM59 250V249H58ZM74 250V249H73ZM89 250V249H88ZM104 250V249H103ZM114 250H115V248H114ZM129 250H131V249H129ZM132 250H134L133 248H132ZM136 250H137V248H136ZM156 250H157V248H156ZM189 250V249H188ZM212 250V249H211ZM255 250V249H254ZM55 250H53V252H54ZM100 251V250H99ZM106 251V250H105ZM124 251V250H123ZM122 251V252H123ZM126 251H128V250H126ZM221 251V250H220ZM34 252V251H33ZM37 252V251H36ZM39 252V251H38ZM45 252H47V251H45ZM53 252L51 253V254H53ZM56 253H57V251H55ZM80 252H81V250H80ZM87 252V251H86ZM85 252V253H86ZM89 252V251H88ZM93 252V251H92ZM125 252V251H124ZM154 252V251H153ZM160 252V251H159ZM216 252V251H215ZM228 252V251H227ZM261 252V251H260ZM12 253V252H11ZM43 253V252H42ZM48 253V252H47ZM94 253V252H93ZM92 253V254H93ZM98 253V252H97ZM106 253H107V251H106ZM108 253H110V252H108ZM147 253V252H146ZM155 253V252H154ZM156 253H157V251H156ZM164 253H166V251H164L163 252V254ZM173 253H175L174 255L175 256H178V254H179V251L178 250H176L175 248H174V251H173ZM191 253H193V252H191ZM207 253V252H206ZM38 254L39 253H37V258H38ZM41 254V253H40ZM39 254V255H40ZM69 254V253H68ZM91 254V255H92ZM95 254V253H94ZM120 254H122V253H120ZM124 254V253H123ZM158 254V253H157ZM156 254V255H157ZM161 254V253H160ZM159 254V255H160ZM223 254H225V252L223 253ZM227 254V257H228V255H230L229 253H226ZM232 254H234V253H232ZM262 254H263V252H262ZM14 256L13 257V262H11V256ZM33 255V254H32ZM43 255V254H42ZM45 255H46V253H45ZM58 255V254H57ZM165 256H167L166 254H164ZM196 255V254H195ZM211 255V254H210ZM210 255H208V257L210 256ZM89 256L90 255H88V258H89ZM94 256H97V255H93L92 257H93V259H95L96 258V260L98 259L97 257H94ZM111 256H113V255H111ZM110 256V257H111ZM119 256V255H118ZM172 257H173V254L171 255ZM169 257V256H167V257H169V258H171L172 259V257ZM175 256H174V258H175ZM204 255H202V257H203ZM249 256H250V254H249ZM263 256H264V254H263ZM54 257V256H53ZM82 257V256H81ZM162 257V256H161ZM198 257H199V253H198ZM206 257V256H205ZM222 257V256H221ZM225 257V256H224ZM262 257V256H261ZM260 257V258H261ZM33 258V257H32ZM36 258V257H35ZM35 258H34V260H35ZM39 258H42V257H39ZM46 258H49V257H46ZM87 258V259H88ZM90 258H91V256H90ZM143 258V257H142ZM164 258V257H163ZM194 258V257H193ZM204 258V257H203ZM207 258V257H206ZM210 258V257H209ZM229 258V257H228ZM104 259V258H103ZM200 258H198V260H199ZM242 259H243V262L244 263H246V264H252V260H250V258H246V257H243L242 256ZM252 259V258H251ZM262 262H261V264L263 263L264 264V258L262 257ZM33 260V261H34ZM44 260V259H43ZM47 260V259H46ZM46 260H45V263H46ZM99 260V259H98ZM97 260V261H98ZM160 260V259H159ZM166 260V259H165ZM165 260H163V261H165ZM175 260H177V258L175 259ZM181 260H182V258H181ZM180 260V261H181ZM193 260H195V259H192V262H193ZM205 259H203L202 261H204ZM33 261L31 262V263H28V264H32L33 263ZM37 261H39V260H37ZM36 261V262H37ZM42 261V260H41ZM72 261V260H71ZM104 261V260H103ZM125 261V260H124ZM146 261V260H145ZM149 261V260H148ZM152 261V260H151ZM156 261V260H155ZM158 261V260H157ZM168 261V260H167ZM188 261V260H187ZM201 261V262H202ZM211 261V260H210ZM116 262H118V261H116ZM172 262V261H171ZM191 262V263H192ZM69 263V262H68ZM73 262H71L70 264H72ZM100 263V262H99ZM159 263V262H158ZM162 263V262H161ZM167 263V262H166ZM177 263H179V260H178V262ZM182 263V262H181ZM183 263L184 264H186V262H185V259H184V261H183ZM188 263H190V262H188ZM196 263H197V261H196ZM195 263V264H196ZM221 263V262H220ZM232 263H234V262H232ZM34 264V263H33ZM36 264V263H35ZM38 264H40V261H39V263ZM77 264H78V262H77ZM81 264V263H80ZM164 264V263H163ZM170 264V263H169ZM172 264H174V262L172 263ZM199 264H201V263H199ZM212 264V263H211ZM253 264H255V261H254V263Z\"/></svg>",
    "mask_w": 264,
    "mask_h": 264
}]
</instances>
